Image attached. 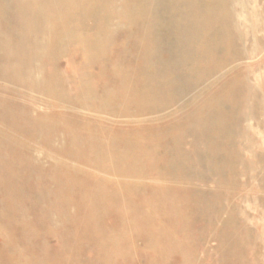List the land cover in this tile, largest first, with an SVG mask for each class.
I'll return each instance as SVG.
<instances>
[{"label":"rangeland","instance_id":"rangeland-1","mask_svg":"<svg viewBox=\"0 0 264 264\" xmlns=\"http://www.w3.org/2000/svg\"><path fill=\"white\" fill-rule=\"evenodd\" d=\"M4 1H6L7 4H5V2H3L2 0H0V2H1L0 3V20H1L0 22H2V24L0 23V30H2V31H0V48L3 51L2 52L0 50V57L2 56L0 58V66L2 67V69L0 68V72H1L0 73V75H1L0 76V79L2 80V81L0 80V109L2 108V110H0V112H1L0 113L1 114L0 116H2V114H5V115H3L4 117L3 116L0 117L1 119H3V120L0 119V124H2V125H0V132H2V130H4L5 132L9 131V133H13L16 136V138L20 141L22 147L15 149V145L9 139H6V138L0 139V148H1L0 149V151H1L0 152V157H1L0 158L1 159V161H0V166L1 167L0 168L2 169V171L0 169V202H1L0 205L2 204L4 207H6L5 205H7L6 209L2 205L0 206V218H1V221L0 222H1V224L4 225V223H5L4 221H6V220L8 221V222L6 221V223H5V225L7 224L6 226L5 225L2 226L0 224V231H4L2 233L0 232V248H2V249H0V264L1 263L2 264H8V262H9V264H94L95 262H96L95 264H98V263L99 264H101V263L102 264H108L109 262H110L109 264H147L148 261H151V259H150L151 257H149L144 251H142L143 250V246H144V242L141 239V236H143V233L145 234L146 227H144L143 225L138 226L143 231V232L140 231V233H139V230L132 231V221L134 220V216L133 215L136 212V210H138L137 208H140V205H141L140 202L139 203H134L132 201V197L134 198V197H137L138 196L139 198H141V196H143L145 194H146L145 195L146 197L150 196V193H149V191L147 189L146 190H144V189L143 190H139L137 192L136 190H133L132 188H130L127 191H123L126 195L129 194L127 196L130 199L129 200L122 191H116L115 192V190H114V192L113 191L111 192V190H108V189L103 188V187H97L98 188V189L96 188L97 190L94 187H92V188L89 189L90 182H88V180L86 179L85 176L81 178L82 175L76 174L74 172L69 173L70 171H68V175H67V171L66 170H63V169H61V167H59L61 169L60 170L58 167H56L58 164L61 163L60 161H62L61 164L64 165V166H67L68 167L70 165L69 162H67L65 159H63V158H66L69 153L80 154V153L86 152V150H87L88 147L89 148H93L94 150L96 149V147L99 148L97 145H99L101 143H92V144L90 143L91 145L88 143V141H89L90 138H89V136L86 135L87 136L86 137L84 135V133H86V131H87L88 134H90V135L101 136V137H99V139H101L100 141H102V140L103 141H107V140L109 141L111 139L110 142H113L112 140H114L115 143H113L112 145L116 144V141H119V142L121 141V143H124V144H121L120 143L121 146L123 145L121 147V149L119 147L115 149L112 146V148L115 149L114 150L115 151V154L112 155L113 156V159H116V160H120L121 159L122 160L125 157L123 160H126V159H128V157H126L128 155L130 157L129 160L133 159V161H134L136 159L138 162L136 163L135 162L136 160L134 162L137 165L140 164L139 167L137 166L138 168L136 167L137 169L135 168L133 172H136V173L139 172L140 174H142V173L143 174H148V172H149L148 169H147L148 168V165H146L148 163H146V161H142L147 156V154L145 153L146 152V149H145L146 148V145L143 146L144 144H142L141 143V140H140L142 138H141L140 135H138L139 130H141V128L143 129V128H146V127L137 126V124H135V123H131V124H128V125H122L123 123L114 124V122H108L109 121L108 119L103 124L96 123V122L95 123H92L93 121H90L89 125H86L87 127L84 125L85 123H87L85 121H88L87 118L84 117L85 115H89V114H87V112H89V111L90 112H94L95 111L94 109H91V108H95L96 109V111L94 113H96V112L99 113L101 111V113L104 112L106 114V113H109V112L111 113V111L116 112L118 107L121 108L122 105L125 104V101H123V104H122L121 100L119 101V100H116L115 98H113V99L110 100V98H112V97L110 96L111 95L110 93L107 94L108 93V89H109V92H111L112 94H115V93L118 94L119 92L120 93H123L124 90H125L124 93H126V92L130 91L131 89L133 90V89L139 88L144 83H145V90L148 91V92H151V91H157V92H159L160 99H159V96H156L153 99V101H151V99L146 101V99H143V98H142L143 100L141 98H137L138 101L137 100L130 101L131 104L129 103V105L131 107L127 103H126V106L127 107H130V109L132 110V112H136L137 111L136 107H134V106H136L138 104H136L135 102L136 101L137 102H140V99H141L142 102H140V103L143 104V105H146L149 102L148 106H150L152 108H155L157 110H159V109L160 110L161 109L164 110L163 113H161V114L166 113V114L174 115L175 117H177L179 115V117H177L178 120H180V119H183V120H181L182 122L179 121L178 123H176V126L177 127H180L181 128L183 126L182 123H186V122L189 123V124H191L190 128L192 127V129L190 130V128H188V127L184 128L185 126H183V130L185 131V133H184L185 135L182 136V137H180V138H178V139H174V141L170 139L169 140L170 143L168 142V144H170L171 146H172V143H175L177 145L180 144L179 147H178V149L179 150H182L184 152V154H185L184 157L185 158L184 157H180V155L176 157L177 154H172V155H169L168 156L169 158L171 157L169 160H170V162H173V161L178 162L177 160H180L179 162L182 161V163L180 164L179 169H180V172H182L181 174H182L183 179L185 180V182H189V184H191L192 189L195 190V195H196L195 197L197 198V200H199V201L200 200H203V201H200L199 205H197V206H199V208H197V206L194 207V208H190L189 207V209H184L185 211L183 210V213H182L183 214V216H182L183 217V219H182L183 221L184 220L187 221L191 217V220L193 219L195 221V223H196V225L194 226V228H192L193 229V232H194L193 233L194 235L191 238L192 239L194 238V239L193 240L191 239V241H190L189 249L186 251L189 254L187 256L188 257L190 256V258L193 259V260L195 259L194 262H193V264H199V263L200 264H202V263H204V264H212V259H213V264H239V262H240V264H244V263L245 264H249V263L250 264H264V184H263V182H264V173H263L264 172V165H262V164H264V157H263L264 156V117H263L264 116V107H263V105H264V84H263L264 83V17H263L264 16V0H232V1L231 0H224V1L223 0H198V1L197 0H186L185 3H184L185 0H135L136 3L134 2V0H131L130 3H129V0L128 1L126 0V1H124L125 2L124 4L122 3L123 0H102V1L101 0H99V1L98 0L97 1L96 0H91L90 1V2H92L91 4H90L89 0H86V1L85 0H83V1L74 0L73 2L71 0L72 3L70 2V0H66L65 2H64V0H57V1L56 0H48V1H45V0L42 1L41 0L42 2H40L39 0H36V1L35 0H25V2H24V0H21V1L20 0H17V2H15L16 0H12L13 2L12 1L11 2H8L10 0H4ZM76 1H78V4L79 5L77 4ZM108 1H110V3L112 5ZM172 1H174V2H172ZM190 1H191V3H190ZM218 1H219V4H218ZM93 2H98V3H93ZM126 2H128V3L126 4ZM132 2H133V4H132ZM187 2H189V5H188ZM53 3H54V6H53ZM73 3L76 6V8L73 5ZM85 3H87V6L88 7L86 6ZM118 3H119V5H118ZM177 3H179V4H177ZM26 4H27V6H26ZM41 4L42 5L44 4V5L43 6H40ZM49 4L50 5L52 4L51 5L52 6V10H51V7H49ZM80 4L82 6H80ZM83 4L86 6V8H84V9L82 8V7H85ZM103 4L107 7V9L104 7ZM122 4H123V6H122ZM18 5H19V7H18ZM45 5H47V7H49L50 9L48 10L47 7H46L47 9L44 8ZM72 5H73L74 8H72ZM1 6H2V8H1ZM4 6L6 7V9L4 8ZM92 6L94 8H92ZM96 6H97V8H96ZM99 6H101V8ZM9 7L13 8V9H11ZM17 7L19 8V11L17 10L18 9ZM29 7L30 8H33V10L30 9V12L29 11L27 12V10H29ZM40 7L44 11L41 10ZM112 7H114V10H112ZM178 7L180 9L182 7V9L180 10ZM90 8H92V9H90ZM134 8L135 9L137 8V10H134ZM200 8H203L204 11L202 9H200ZM213 8H214V10L216 9V11H213ZM8 9L9 10L11 9V10L9 11ZM77 9L78 10L80 9L79 13H76L77 12ZM93 9H94V11H93ZM98 9H100V10L98 11ZM108 9H110V10H108ZM6 10H7L8 14H6L7 13V12H5ZM12 10H14V11L12 12ZM83 10L86 11L87 13H88V11H89V13L91 12V17L92 18L90 17V14H87L86 13V15H85V12H83ZM103 10H105V12ZM122 10L124 11L125 15L127 14V16H125L123 14V11ZM178 10H180V11H178ZM186 10H188V11H186ZM15 11H18V12H15ZM22 11H23V13H22ZM63 11H64V13H63ZM67 11L69 12V14H68ZM74 11H76V12H74ZM92 11L93 12L96 11V12L93 14ZM19 12L21 13V15H20ZM42 12H44V13H42ZM45 12H47V13H45ZM80 12H82L83 15ZM111 12L114 13V17H112L113 16V13H111ZM130 12H132V13H130ZM176 12L178 14L181 12L182 14L180 13L178 15ZM213 12L215 14H213ZM11 13H13V14H11ZM25 13H27L28 15L25 14ZM40 13L42 14V16L44 14V16L42 17ZM173 13L176 14V15H173ZM10 14L13 17H16V19H18V20H16L15 18H13V21H11L12 18L10 20V17H12V16ZM23 14H25V15H23ZM48 14H50L49 15L50 17H48ZM74 14H76V17L75 16H71V15H74ZM110 14H112V15H110ZM133 14L134 15L136 14V15L134 16ZM78 15H81V17L78 16ZM108 15L111 16V19H109L110 16H108ZM128 15L129 16L131 15V16L129 17ZM189 15H190V17H189ZM191 15H193L194 18L191 17ZM198 15H199V17H198ZM34 16H36L35 18L38 19V20L36 19L37 21L35 20ZM179 16H180V19H178ZM217 16H218V18L221 17L222 19L221 18H219V19L216 18ZM24 17H27L28 19H26ZM29 17L30 18L33 17L37 24L35 23V21L33 20V18H31L29 20ZM62 17H64V18H62ZM181 17H184V18H181ZM80 18H83V19H80ZM107 18L109 20H111V21H109ZM134 18H135L136 21L134 20ZM186 18H190V19L192 18V19L190 20V19H186ZM25 19H26L27 22L25 21ZM63 19H64V21H63ZM88 19H89V21H88ZM148 19H149V21H148ZM202 19H208V21H210V23L212 25V29H214V30L211 29V32L209 34V37L211 39L209 38V42H208L207 45H205L204 42H203L205 28L202 26L203 23L206 22V21L200 22V20H202ZM19 20H20V22H19ZM42 20H43V24H42ZM92 20H93V22H92ZM117 20H119V21H117ZM223 20H225V21H223ZM15 21H16V23H15ZM28 21L30 22L29 25H27L28 24ZM81 21H84L83 24H82ZM107 21H108V23H107ZM13 22H14V25L12 24ZM64 22L66 23L65 26L63 24ZM74 22L77 23L79 25V27H78V25H75V29L73 30L72 27H74L73 26L75 24ZM174 22H176V23H174ZM179 22H183V24L181 23V25H179ZM213 22L215 24H213ZM10 23L12 25V26H10L11 27V30H10V27H9ZM18 23H19V25L21 24L20 27L22 26L21 27L22 29H24V26L26 25L25 26V29L23 31L18 26ZM44 23L47 24V25H45ZM187 23H188V26H187ZM197 23H199V27L198 26H195V25H197ZM216 23L218 25H216ZM38 24L39 25L41 24L42 26L40 25L41 26L40 27ZM103 24L104 25L106 24V26H104ZM137 24H138V26H137ZM219 24H221V25H219ZM48 25L50 27H52V28H50ZM182 25L184 27H182ZM14 26H16V27H14ZM32 26H36L37 28L34 27V29H33ZM66 26H68V27H66ZM102 26H104V27H102ZM174 26L176 27V29H175ZM216 26H218V27H216ZM6 27L9 28V31L7 30ZM17 27H18V29L16 30L15 28H17ZM57 27H59L61 30L59 28H57ZM186 27H188V29H191V30H188ZM178 28H180V29H178ZM12 29L15 30L16 32L13 31L15 33H11L12 35H10V31L12 32ZM41 29L43 31H41ZM57 29H59L62 32H60ZM80 29H81V31H80ZM133 29H134L135 32L133 31ZM75 30L77 32L78 31L79 32L78 33L77 32H74ZM103 30L106 31V33ZM113 30H115V31H113ZM179 30H180V32H178ZM28 31H31V32H28ZM33 31H35V33ZM150 31H151V33H150ZM186 31H187V33H185ZM42 32H44V33H42ZM63 32L66 33L67 35H65ZM91 32H93V34ZM103 32H104L105 35L103 34ZM139 32L142 35H140ZM215 32H216V34H215ZM230 32H231V34H230ZM39 33H41V34H39ZM53 33L56 34V35H54ZM74 33H76L78 35H76ZM96 33H97V35H96ZM107 33H108V35H107ZM136 33H138L140 37H138V34H136ZM193 33L196 34V35L194 36ZM242 33H243V35L240 36ZM6 34H9V36L6 35ZM31 34H32V36H31ZM86 34H88V35H86ZM41 35H43V36H41ZM70 35L72 36L71 38H70ZM99 35L101 36V38L98 37ZM223 35H225V37H223ZM229 35H230V37H227ZM11 36L14 39L11 38ZM65 36H68V37L67 38H64ZM75 36L77 38H75ZM17 37H19L21 40L19 38H17ZM39 37H40V39H39ZM221 37H222V39H221ZM73 38H74V40H73ZM139 38H141L142 40L141 39L138 40ZM171 38H173V39H171ZM213 38H215V39L213 40ZM10 39H12L13 41H15V43H18V44H16V45L13 44L14 42L12 41L13 42L12 43ZM56 39H58V40H56ZM82 39H83V41H82ZM223 39H224V41L222 42ZM184 40H185V42H184ZM226 40L228 41V43H227ZM84 41L89 42V43H85ZM97 41L99 42V44L97 43ZM214 41H216V44H215ZM241 41H242V44H241ZM30 42H32L31 43L32 45L30 44ZM180 42H182V43H180ZM59 43H61V44L63 43V45L65 47L63 45H60ZM211 43H213V44H211ZM9 44H10V46H9ZM44 44H45V46H44ZM54 44H56V45L54 46ZM87 44H88V46H87ZM92 44H94V45H92ZM145 44H146V46H145ZM149 44H151V48L147 47V45H149ZM17 45L19 46V48L21 46V50H24L25 51V52L24 51H20L19 54H21V52H22L23 55L22 54L21 55L15 54V53H18L19 52V51H17V50H19V48H18ZM46 45H48L47 48H46ZM59 45H60V47H59ZM104 45L109 46V47H106ZM179 45H180V47H179ZM197 45H199V46L197 47ZM212 45L216 46L217 49H216V47H214ZM31 46H32V48H31ZM56 46L59 47V48H57ZM62 46H63V48H62ZM102 46L104 47L103 50H101V48H100ZM143 46H145V47H143ZM152 46H153V48H152ZM38 47H39V49H38ZM51 47H52V50L51 51L54 53V56H56L57 58H54L53 57V55H52L53 53H51V51H50ZM53 47H54L55 51H54ZM79 47H80V49H79ZM92 47H93V50H95L94 53L92 51ZM146 47H147V49H146ZM202 47H204V48H202ZM64 48H66V49H64ZM128 48L131 49V50H129ZM139 48H140V50H139ZM232 48H233V51H232ZM82 49H84L85 51L82 50ZM98 49L100 50V52H99ZM143 49H144V51H143ZM207 49H208V51H206ZM64 50H66V51L64 52ZM209 50H211V51H209ZM5 51H6V53H5ZM101 51H103V52H101ZM131 51H132V53H131ZM135 51H136L137 54L135 53ZM201 51H202V53L204 55L201 53ZM228 51H229V53H228ZM23 52L25 54L27 53V55H25ZM95 52H96V54H95ZM82 53H84V54H82ZM90 53L92 55L93 54H95V55L92 56V55H90ZM138 53H140L142 55V57ZM157 53H158V55H157ZM210 53L211 54L213 53V54L211 55ZM32 54H34L36 56H34ZM47 54H49V56ZM69 54H71V55H69ZM125 54H127V55H125ZM227 54H228L229 57L228 56H225ZM101 55H103V56H101ZM137 55H138V57H137ZM21 56L22 57L25 56V57H23V59H21L22 58ZM60 56H61V58H60ZM109 56H110V58H109ZM127 56H128V58H126ZM144 56L146 58L147 57L148 58L146 59ZM223 56L226 58L225 61H224V57ZM49 57H53L54 59L53 58H49ZM123 57H124V59H123ZM182 57H184V58H182ZM195 57H197V58H195ZM211 57H212V59H210ZM5 58H6V60H5ZM93 58H95V59H93ZM88 59H93L95 61L88 60ZM113 59H115V60H113ZM233 59H235L236 61L233 60ZM13 60H15L16 62L13 61ZM18 60H20L21 62L23 61V63L26 66L23 63H21L20 61H18ZM33 60H34V62H33ZM47 60H48V62H47ZM55 60H56V62L57 61L58 62L55 63L54 62ZM140 60H142L143 62L141 63ZM3 61H4V63H3ZM9 61H10V63H12V61H13V63H12L13 65H10L9 64ZM25 61H27V62H25ZM89 61H92V62L90 63ZM122 61L123 62L126 61V62L123 63ZM127 61H129L130 63L127 62ZM134 61H135V63H134ZM180 61H182V62L180 63ZM119 62H120V64H119ZM137 62H138V64H137ZM211 62L213 63V66L211 65L212 64ZM6 63H7V65H6ZM16 63H18L17 64L18 65L17 67H16ZM20 63H21V65L23 67L20 65ZM41 63L43 64V69L41 67V65H42ZM88 63H90L92 65H90ZM126 63H128L129 66ZM223 63L225 64L224 66H223ZM117 64H119V65H117ZM135 64H136V66L141 71L139 70V72H138L137 71L138 68L136 66L134 68V65ZM218 64H220V66ZM52 65L55 66V67H53ZM100 65L102 66V68H101ZM120 65H121V67H122L121 69L123 71L120 70ZM140 65H141V67H140ZM4 66H6L7 68L4 67ZM30 66L32 67L33 70L31 69ZM44 66H46L45 69H44ZM88 66L90 68H88ZM115 66H118V68L115 67ZM214 66H216V67H214ZM217 66H219V68ZM111 67H112V69H111ZM208 67H210V68H208ZM213 67L216 68V69L213 70ZM223 67L225 69H223ZM241 67H243V68H241ZM19 68H21V69H19ZM22 68H23L24 71L22 70ZM55 68H57V69H55ZM143 68H145V69L143 70ZM159 68H161L162 70H160ZM124 69L127 72H125ZM202 69L204 70V73L202 72ZM145 70H147V71H145ZM180 70H183V72L180 71ZM112 71L115 74L112 73ZM20 72L22 74H20ZM42 72L44 74H42ZM151 72H153V73H151ZM154 72H155V75L153 76ZM5 73L6 74L8 73V74L6 75ZM51 73H52V75H51ZM53 73H55V74L57 73V74L54 75ZM119 73L121 75H119ZM132 73H135V75L132 74ZM222 73H224V74H222ZM19 74H20L21 77H19ZM23 74L25 76H27V77H25ZM39 74H41V75H39ZM17 75H18V77H17ZM129 75H131L130 76V79H128L129 78ZM184 75H186V76H184ZM230 75H232V76H230ZM11 76L13 77L14 80L11 79L12 78ZM123 76H126L128 78H125L124 77V79H122ZM201 76H203L204 78L201 77ZM50 77H52L53 80L55 78V80H57L56 82H58V83H56L52 79H49ZM113 77H114V79H116L115 81L112 79ZM138 77H140V78H138ZM215 77H217V78H215ZM227 77H229V78H227ZM20 78H21V80H20ZM22 78H23V80H22ZM38 78H39V80H38ZM59 78H61L62 80L59 79ZM72 78H74L75 80L72 79ZM118 78H120L122 80L120 81V79H118ZM161 79H162L163 83L161 82ZM226 79L227 80L229 79V80L227 81ZM49 80H51V82H48ZM184 80H185V82H184ZM212 80H213V82H211ZM5 81H6V83H4ZM38 81H40V82L38 83ZM60 81L63 82V83H60ZM128 81H130L131 84L128 83ZM175 81H176V83H175ZM188 82L189 83L192 82V83L189 84ZM17 83H18V86L19 87L16 86ZM49 83H51V84H49ZM53 83H55V84L53 85ZM124 83L127 84V85H125ZM45 84H47V86ZM57 84L59 85V87L56 86ZM113 85L115 87H113ZM38 86H40V87H38ZM41 86H44V87L42 88ZM55 86H56V88H55ZM46 87L48 89L49 88L50 89L47 90ZM94 87H95V89H94ZM36 88H37V90H36ZM51 88H52V90H51ZM227 88H229L228 91H230L228 93L227 97L225 99L221 100V101L216 102L215 106H213V107H211V108H209L207 110V117L208 118L205 116V118H203L204 120L203 119L201 120V122L203 121L202 123L201 122H198L199 120L197 121V123L194 122L196 124H194V123L192 124V122H188V121L193 120L195 117H197L195 119V120H197L200 117V114L201 113L202 114L205 113V102H206V99H207V103L210 102L211 99L217 97L218 94L219 95L222 94L224 92V90L227 89ZM42 89L43 90L45 89V90L43 91ZM60 89H62L63 91L60 90ZM56 90L57 91L60 90L59 92L62 93V95L63 94L64 95L62 96ZM184 90H185V92H184ZM188 90H190V91H188ZM106 91H107V93H105ZM76 92H77V95H76ZM84 92H86V93H84ZM44 93L47 94L46 95L47 97H45V94ZM52 93H55V94H52ZM87 93H89V95H87ZM92 93H94L95 95H92ZM31 94H32V96H31ZM65 95H67V96H65ZM106 95H109V96L105 97ZM181 95H182V97H181ZM252 95H253V97L254 96L255 97L253 98ZM49 96H50V98H49ZM60 96H62V97H60ZM81 96H82L83 99H81ZM97 96H98V98H97ZM54 97H56L57 100ZM91 97L92 98L94 97V98L92 99ZM102 97H104V98L102 99ZM108 97H110V98H108ZM51 98H53V99H51ZM63 98L65 100H63V102H62L61 99H63ZM187 98H188V100H187ZM66 99H69L70 101H72V103L70 101H68V100H67L68 101L67 102ZM96 99H98V100H96ZM75 100H77L78 102L75 101ZM100 100L101 101L104 100V101L101 102ZM91 101H92V103H91ZM109 101H112L113 103L115 102L114 103L115 105L112 104V102H109ZM202 101H204V103ZM132 102H133V104H132ZM67 103H69V104H67ZM180 103H181V105H180ZM201 103H202V105H201ZM11 104H12V106H11ZM76 104H77V107H76ZM92 104H94V105L92 106ZM107 104H109L110 106H108ZM153 104H155V105H153ZM79 105H81V106H79ZM103 105H105V106H103ZM112 105H113V107H112ZM83 106L84 107L86 106V107L84 108ZM196 106H197V108H196ZM7 107H9V108H7ZM51 107H52V109H51ZM101 107H105V108H102L101 109ZM108 107H109V109H108ZM163 107H166V108H163ZM13 108H14V110H13ZM106 108L108 109V111L106 110ZM114 108H115L116 111L114 110ZM176 108H178V109H176ZM215 108H216V110H215ZM9 109H11V110H9ZM22 109H23V111H22ZM47 109H49V110H47ZM219 109H220V111H219ZM8 111H10V113H8ZM43 112H46V113H43ZM25 113H26V115H25ZM64 113H66V114H64ZM72 113H74V114H72ZM246 113H248V115ZM52 114L55 117L51 116ZM69 114H70V116H69ZM77 114L79 116H76ZM40 115H41V117H40ZM43 115L45 117H47V118H45ZM9 116H11V117H9ZM26 116H27L28 119L26 118ZM212 116H213V118H212ZM12 117L15 118V120H12L13 119ZM16 117H19V118H16ZM101 117H104V116H101ZM35 118H37V119H35ZM39 118L41 120H39ZM245 118H246V120H245ZM6 119H8V121ZM54 119H56V121ZM59 119L62 120V121H60ZM20 120H21L22 123L20 122ZM27 120H29V121L26 122ZM46 120H47V123H49V125H47ZM207 120H209V122ZM42 121H43V123H42ZM51 121H53L54 123L51 122ZM71 121H72V123H71ZM204 121L206 123H204ZM222 121H223V123L221 124ZM227 121L229 122V124H228ZM12 122H13V124L16 127H14V125L12 124ZM16 122H17V124H15ZM207 122H208V125H207ZM6 123H8V126H7ZM29 123H31L32 125L29 124ZM33 123H38V125H36V124L34 125ZM51 123L52 124H55V125L53 126ZM64 123L66 125H64ZM209 123H211V124H209ZM22 124H24L25 126L22 125ZM42 124H44V126ZM17 125H19V126H17ZM68 125L70 126L69 128H68ZM72 125L73 126H76V127L74 128ZM97 125H98V127H97ZM156 125L157 124H155V125H148V124H146L145 126H148V127H151V128L152 127L153 128L160 127V126H158V125L156 126ZM200 125H201V129L202 130H198V133H195L197 131L196 130H193V129H195V128L196 129H200ZM209 126H210V128H209ZM214 126H215V128H214ZM6 127H8V128L6 129ZM18 127H19V131H17L18 130ZM24 127H25V129H27L26 130L27 132H25ZM28 127H30V130L28 129ZM33 127H34L35 130L33 129ZM205 127H207V128H205ZM247 127H249V128H247ZM15 128H17V129H15ZM37 128H38V130H37ZM45 128L48 129V130H46ZM21 129H24V130L22 131ZM39 129L42 131L41 132L42 135H40ZM55 129L58 130V131H56ZM68 129H70V131ZM72 129L75 131V133L76 132L77 133L76 134L73 133L74 131ZM85 129H87V130H85ZM89 129H91L92 131L89 130ZM222 129H223V133L224 134H221L220 133V131L222 132ZM98 130H99V133H98ZM110 130H111V132L109 133ZM216 130H218V132ZM46 131H47L48 134L46 133ZM49 131H50V134H49ZM100 131H101V133H100ZM121 131H122V133H121ZM127 131H131L132 134L134 132V135L132 137H131V135L129 136L127 134ZM156 131H158V130H156ZM29 132H31V133H29ZM57 132L60 133V134H58ZM91 132H93V133H91ZM105 132H106V134H105ZM189 132H192L193 135L194 134H196V135H194L191 138V136L188 135ZM210 132H211V135H210ZM243 132H245V133H243ZM33 134H34V136H33ZM199 134H201V135L203 134L202 136H204L203 137L204 139ZM35 135H36V137H35ZM117 135H118V138H120V136L123 137V135H125L124 136L125 138L118 139L117 138ZM136 135L139 136L140 138L139 137H136ZM157 135L158 134H155L153 136H157ZM186 135H187V137H186ZM197 135H199L198 138H197ZM47 136H50V137L47 138ZM108 136H109V138H107ZM113 136L115 137L114 139H113ZM158 136H163V135H158ZM31 137H33V138H31ZM68 137H70V138H68ZM110 137H112V138H110ZM195 137H196V140H194ZM73 138L75 139V141H74ZM76 138H78V139H76ZM105 138H107V139H105ZM133 138H134V140H133ZM199 138H201V140L198 142L197 139H199ZM58 139L60 140V142L58 141ZM136 139H137V141H136ZM162 139H164V138H162ZM245 139H246V141H245ZM41 140L42 141L44 140V142L46 140V142L44 143ZM178 140L182 143L183 146H181V143L178 142ZM190 140H192L190 142L191 144H188ZM205 140H207V141H205ZM220 140H222V142ZM72 141H73L74 144L72 143ZM195 141L197 143H199V144L196 143V145H195V143H194ZM53 142H54V144H53ZM239 142H240V144H239ZM68 143H69V145H68ZM131 143L133 145H131ZM183 143H185V144H183ZM210 143L212 145L213 144L214 145L213 146H209ZM8 144H9V146H8ZM57 144H58V146H57ZM126 144H128V145H126ZM32 145L34 147H37L38 148L39 154H37L36 152L30 153V151L28 149H29V147H32ZM95 145H96V147H95ZM104 145H106V144H104ZM138 145H140V147ZM186 145H187V149H186ZM250 145H252V147ZM80 146H82V147L80 148ZM128 146L131 147V148L133 147L132 148L133 152H132V150H130V148H128ZM180 146L183 147V148H181ZM199 146H200V148H199ZM215 146H217V147H215ZM4 147H5V149L3 151V148ZM204 147L207 148V150L208 149H210V150L209 151H206L204 149ZM50 149H55V151H56V149H57V151H59V150L60 151L61 150H64V151L67 150L66 151L67 153L65 155H61L62 154L61 153L60 154L61 156H59V158H58V157L52 156L51 153L49 154L48 151H50ZM73 149H74V151H72ZM5 150H7V152ZM18 150L21 153H19ZM123 150L124 151L126 150L128 153L127 152H123ZM218 150L221 151L222 153L219 152ZM227 150H229V151L227 152ZM46 152H47V155H45ZM97 152L99 153V150H97ZM136 152H138V153H136ZM134 153L136 155L139 154L138 155L139 157L142 156V157H145V158H142V157L139 158ZM1 154H4L5 156L4 155L1 156ZM15 154L18 155V156H16ZM205 154H206V156H205ZM212 154H213V156H211ZM230 154L233 157V158L231 157V161H230V159L228 157V156H230ZM143 155H145V156H143ZM189 155H192L193 157L192 156H189ZM223 155L225 156V158L223 157ZM31 156H33L31 158L32 160H30V158H29ZM114 156L115 157L117 156V157L115 158ZM162 156L163 157L165 156L164 151H162V153H160V155H157V157H162ZM13 157H15V158H13ZM17 157L19 159H21V163L23 164V167L21 166L20 160L19 159H18V161L16 160ZM24 157H25V160H24ZM187 157H189L191 160L189 158H187ZM206 157L208 159H205ZM68 158H70V157H68ZM95 158L98 160L97 157H94V159ZM99 158H100V156H99ZM221 158H223V159L221 160ZM237 158H238V161H237ZM3 159H4V161H3ZM6 159L8 161H10V160L11 161L10 162H7V161H5ZM22 159H23V161H22ZM233 160H234V162H233ZM48 161H49V163H48ZM212 161H214V163ZM215 161L218 162V163L220 162V168H219V166H217L218 163H216ZM222 161H224L225 166H221V165L224 164ZM225 161L227 162V164H226ZM1 162H3V163H1ZM4 162H6V164ZM16 162H17V164H16ZM187 162L189 163V165H188ZM200 162H202L203 164H201ZM250 162H252L253 165ZM259 162L262 163V164L260 165ZM25 163H26V165H25ZM12 164H14V165H12ZM32 164H33V166H32ZM43 164H45V165H43ZM141 164H143V165H141ZM243 164H245V167L248 164V167H246V169H245V167H244ZM5 166H6V168H2V167H5ZM31 166L34 167V168H32ZM141 166H143V169H140V168H142ZM227 166H228V168H231V169H228ZM237 166H238V168H237ZM21 167L22 168H25V169L22 170ZM45 167H46V169H45ZM145 167H146V169H144ZM9 168H11V169H9ZM12 168L13 169L16 168L17 171L16 170H14V171L17 172V173H15L12 170ZM212 168H213V170H212ZM232 168H233V171H232ZM28 169H30V170L28 171ZM10 170L13 171V173ZM46 170L49 171V172H47ZM137 170H139V171L137 172ZM214 170H215V172L217 171V174L219 176L216 175V177H215L214 175L212 176L210 174V173L215 174ZM219 170L221 171V172H219L220 174L218 173ZM50 171H51V174H48V173H50ZM198 171H199V173H198ZM245 171L247 173H245ZM1 172H2L3 175L5 173L6 176L4 175V177H3V175L1 174ZM45 172H47V173H45ZM235 172H238L239 173V174L236 173L238 176L235 174ZM30 173H32V176H34V177H31V174ZM54 173H56V175ZM29 174H30V177H28ZM52 174H54L55 176H53ZM23 175H25V177ZM42 175H43V177L41 178L40 176H42ZM79 175H80V177H79ZM209 175L211 177H213V178H211ZM73 176H75V179H74ZM227 176H229L230 178L227 177ZM51 177L53 178V180L55 178L57 180L55 179L53 181L52 179H50ZM232 177H234L233 180H232ZM235 177H236V179H235ZM3 178H5V179H3ZM32 178H33L34 181L32 180ZM59 178H60L61 181L59 180ZM187 178H188V180H187ZM197 178H199V179H197ZM214 178H216V179H214ZM220 178H222V179H220ZM27 179H29V182H28ZM7 180H8V182H7ZM69 180H71V181H69ZM72 180H74L75 182L73 183ZM213 180H214V182H210V181H213ZM1 181L2 182H5V183H2ZM52 181H53V183H52ZM21 182H23V183H21ZM24 182L26 183L27 186H25V183ZM228 182H229V184H227ZM7 183H8V185H7ZM54 183H56L57 185L54 184ZM78 183H81L82 186L80 185L81 187H79ZM144 183H145L144 185H147L146 182H144ZM213 183H215V184H213ZM20 184H21V186H20ZM37 184H40V185L37 186ZM41 184H42V186H41ZM43 184H44V187H43ZM69 184H71V185H69ZM139 184H143V183L140 182ZM216 184H217V187L218 188L215 187ZM224 184H227V185L225 186ZM72 185L76 186V189ZM228 185L230 186V189H229V186ZM23 186H24L25 189L23 188ZM50 186H52V187H50ZM60 186H61V190H63V193L60 190ZM201 186H202L203 189L201 188ZM223 186H225V188ZM35 187H36V191H35ZM49 187H50V189H48ZM21 188H22V190H21ZM67 188H69V189L67 190ZM102 188H103V190H102ZM208 188L211 190V192H210V190ZM65 189H66V191H65ZM74 189L75 190L78 189V191H75ZM23 190H25V191H23ZM104 190L106 191V193H105ZM212 190H214V191H212ZM224 190H226V191H224ZM73 191H74V193L76 195L73 193ZM98 191L100 193L97 194ZM134 191H136V192H134ZM205 191H207V192H205ZM219 191H221V192H219ZM60 192H61V194L64 197L60 194ZM86 192H88V193H86ZM117 192L119 193V195H118ZM2 193L4 195L5 194H8V195H5V197H4V195ZM64 193H65V195H64ZM34 194H35V197L33 199ZM68 194L70 196H68ZM71 194H73V195H71ZM26 195H28V198H27ZM29 195H31V196H29ZM92 195H94V196H92ZM112 195H114V196H112ZM212 195H213V198L211 197ZM214 195H216V196H214ZM230 195L232 196V198L230 197ZM9 196H11V198L10 199H7V198H9ZM14 196H15V198H13ZM50 196H52V198ZM73 196H75V197H73ZM98 196H100V197H98ZM219 196L220 197L221 196L222 197H225L226 196L225 197V200H224V198H222V197L220 198ZM117 197H119L120 199L119 198L117 199ZM204 197L206 198V200L204 199ZM78 198H79V201H78ZM82 198H84L88 202L83 201L84 199L82 200ZM96 198H98L99 200L98 199L96 200ZM100 198H101V201H100ZM143 198H144V196H143ZM20 199H21V201H20ZM45 199H47V200H45ZM55 199H56V201H55ZM89 200H90V202H89ZM94 200L96 201V203H97V201L99 202L98 205L101 203L103 206L102 205L97 206V204L95 203ZM104 201L105 202L108 201L106 203V205H105V202ZM125 201H128V202H125ZM21 202H22V204H20ZM37 202H38V205H36ZM232 202L234 204H232ZM124 203H125V205H124ZM203 203H204V205H203ZM54 204H56V205H54ZM66 204H67V206H66ZM130 204L132 205V207H131ZM137 204H138V206H137ZM206 204H207V207H206ZM210 204L212 206V209H211ZM215 204L217 205V207H216ZM17 205H19V206H17ZM29 206H32V208L29 207ZM64 206H66V207H64ZM68 206L70 208H68ZM94 206H96V207H94ZM204 206H205V208H204ZM229 206H230V208H229ZM14 207H16V208H14ZM27 207H29V208H27ZM47 207H48L49 210L47 209ZM90 207H91V209H90ZM99 207H100V209H99ZM1 208H2V210H1ZM17 208L20 209V211L19 210L17 211ZM134 208H135V211H134ZM8 209H11V210L13 209L12 210L13 212L11 210H8ZM44 209L48 211V212L46 211V214H45V210ZM84 209H85V211H84ZM31 210L32 211H36L38 213V215L36 213H33ZM67 210H68V212H67ZM75 210L78 211V212L76 213ZM104 210H106V212ZM120 210L123 211L124 213H126V216H127L126 218H122L119 215V211ZM187 210H188V212H187ZM14 211H17V212H14ZM2 212H3V214H2ZM92 212H93V214H92ZM10 213H11V215H14V214L17 213L18 214V218L16 217V219H15V216H17V215L10 216L9 215ZM23 213L25 215L24 217H23ZM59 213H60V216H59ZM67 213L69 215V218L67 217ZM180 213H181V211L178 212V214H180ZM186 213L188 214V216H187ZM43 214H44V216H43ZM47 214L49 216L46 217L45 215H47ZM215 214H217V215H215ZM7 215H9V216H7ZM72 215L75 216V217H73ZM89 215L90 216L93 215L95 218L93 216L90 217ZM102 215H103V220L104 221H102ZM38 216H39V218H38ZM10 217L14 218V220L12 221V219ZM41 217H43L44 219L41 218ZM56 217H58V218H56ZM96 217H99V218H96ZM233 217H234V219H233ZM61 218L64 219V221ZM77 218H79V219L76 220V222H75L74 220L77 219ZM100 218H101V220H100ZM180 218H181V214L177 217V220L179 219L178 220V223L181 221ZM21 220H22V222H20ZM90 220L93 221V222H91ZM94 220L99 223L98 226H97L98 223H95ZM199 220H203V221L200 222ZM215 220L218 221V222H216ZM220 220H222V221H220ZM10 221L12 223H10ZM40 221H41V223H39ZM47 221H49L50 223L47 222ZM77 221H78V224L79 225L77 224ZM83 222L86 223V224H84L85 226L82 229V226H83L82 223ZM182 222H180L179 225H181ZM212 222H214V224L215 223L216 224L214 225ZM20 223H23L24 225L23 224H20ZM70 223H73L74 225L71 224V226H70ZM91 223L92 224L95 223V224H93L94 226ZM11 224L13 225V227H12ZM27 224H33V225H30L31 227H28ZM212 224L214 226L220 224V226L218 225V229H217V226H216V229H217L216 230L214 226H213V228H211L212 227ZM44 225H45V227H44ZM243 225L246 228H244ZM87 226H89L90 229H89V227L86 228ZM208 226H211V227H208ZM99 227L101 229H98ZM201 227H203V228H201ZM224 227H225L226 230H224ZM26 228H28V229L31 228V229H29V230L27 229L28 230L27 231ZM39 228H40V230H38ZM60 228H61V230H60ZM94 228L96 229V231H95ZM239 228H242V229H239ZM46 229H47V231H45ZM104 229H106V230H104ZM107 229H108V231H107ZM201 229H203V230H201ZM22 230H23V232H22ZM24 230H26V231H24ZM66 230H67V234L68 233H70V234L73 233L71 235L73 238L70 235L67 236V234H64L66 232ZM82 230H83V232H82ZM91 230L93 232H91ZM97 230L98 231L100 230L101 233L100 232L98 233ZM204 230L207 231V232H205ZM211 230H212V235H210L211 234ZM222 230L224 231V235H225L226 232H228V236H225V239L223 238L224 235L221 234V231ZM18 231H21V232L18 233ZM104 231H106L107 233L104 232ZM109 231H110V233L112 231V233L110 234ZM114 231H118V232L121 231L120 233H122V234H120L118 232L116 233ZM129 231L134 232L133 233V235H134L133 237H134L135 240L133 242H135V255L133 257H130V256L127 257V255H128L127 253L128 252H126L125 250H123L124 248L122 246V244H123V240L121 239L122 238V235H123L124 232H129ZM34 232H35L36 235L34 234ZM43 232H44V234H42ZM24 233L27 236H25ZM37 233L39 234V237L37 236L38 235ZM95 233H98V234H95ZM206 233H208V235ZM215 233H216V235H215ZM239 233H241V234H239ZM33 234L36 236V238H35V236ZM45 234L46 235L48 234V235L46 236ZM82 234L85 235V237ZM198 234H199V236H198ZM117 235H119L121 237H119ZM203 235L204 236L206 235V236L204 237ZM214 235L217 236V238L216 237L214 238ZM226 235H227V233H226ZM230 235H232V236H230ZM241 235H243V236H241ZM88 236H90V237H88ZM218 236H220V237H218ZM212 237H213L214 240L212 239ZM42 238H43L44 241L41 240ZM50 238H52V239H50ZM197 238H198V240H197ZM226 238H228V239H226ZM235 238H238V239H236L237 241L234 240ZM248 238H250L249 241H248ZM90 239H92V240H90ZM218 239H220V240H218ZM239 239H241V240H239ZM252 239H253V241H252ZM87 240H89V241H87ZM105 240L106 241L108 240V241L106 242ZM120 240H121V242H120ZM217 240H218V243H217ZM104 241H105V243H104ZM221 241H222V243H220ZM242 241H244L245 243H243ZM45 242L48 245L49 250L44 249L47 246L45 244ZM235 242L236 243L238 242L237 243V247H236V243ZM248 242H249V244H248ZM19 243H20V245H19ZM21 243H22V245H21ZM107 243H108L109 247L106 246ZM196 243H197V245H196ZM199 243H201V244H199ZM4 244L5 245H8V246H5ZM10 244H12V246ZM26 244H32V246L31 245H26ZM217 244H219V245H217ZM220 244H222V245H220ZM242 244H243V246H242ZM115 245L116 246L118 245L117 246L118 249L115 248L116 247ZM192 245H194L195 248ZM227 245H229L230 247L227 246ZM247 245H248V248H247ZM25 246H27V247H25ZM103 246H104V248H103ZM3 247H4V249H3ZM48 247H46V248H48ZM211 247L212 248L214 247V249L217 252H215L214 249H211ZM232 247H234L233 249H235V250H233ZM120 248H123V249L121 250ZM196 248H197L198 251L196 250ZM99 249H100V251H99ZM105 249H107L106 251H108V252L110 251V253L113 254V255H110V253L108 254V252H105L104 251ZM190 249L192 251L188 252ZM245 249H246L247 252L245 251V253L243 255V252H244ZM251 249H253V250H251ZM231 250H232V252H234V254L233 253H230ZM241 250H243V251H241ZM250 250L253 251V252H251ZM116 251L117 252L119 251V253H117ZM220 251H223V252L220 253ZM225 251L226 252L228 251V252L226 253ZM122 252H124V253L122 254ZM194 252H195V254H194ZM218 252L220 254H217ZM241 252H242V254H241ZM250 252L252 253V255H251ZM104 253H107L108 255L107 254H104ZM16 254H18L17 255L18 257L16 256ZM192 254H193V256H191ZM216 254H217L218 257L216 256ZM236 254H237V256H236ZM5 255H8V256L5 257ZM206 255H208V256H206ZM225 255H226V257H225ZM1 256H2V258H1ZM97 256H99V257H97ZM104 256H106V257H104ZM238 256H239V258H238ZM243 256H245L246 258L243 257ZM93 257H95V258L97 257L98 259L97 260L95 259L96 260L95 261V260H93L94 259ZM108 257H110V258H108ZM193 257H195V258H193ZM208 257H210V258L208 259ZM177 258H178L177 255H173L170 259H168L167 264H173V263H175L176 260H177ZM243 258L246 261L245 260H240V259H243ZM35 259H37L36 260L37 262L35 261ZM112 259H113L114 262L112 261ZM196 259H197V261H196ZM203 259L205 260L204 262H203ZM222 259L225 260V261H223ZM71 260H73V261H71ZM101 260H102V262H101ZM249 261H251V262H249ZM152 262H157V261H152Z\"/></svg>","mask_w":264,"mask_h":264},{"label":"bare ground","instance_id":"bare-ground-1","mask_svg":"<svg viewBox=\"0 0 264 264\" xmlns=\"http://www.w3.org/2000/svg\"><path fill=\"white\" fill-rule=\"evenodd\" d=\"M3 2H5V4H7L6 3V1H4V0H2ZM12 0H10V1H8V2H11ZM21 1V0H20ZM36 1V0H35ZM40 2H42L41 0H39ZM45 1H48V0H45ZM44 1V2H45ZM57 1V0H56ZM66 0H64V2H65ZM74 0H72V2H73ZM79 1H83V0H79ZM86 1V0H85ZM91 0H89V2H90ZM97 1V0H96ZM99 1V0H98ZM102 1V0H101ZM124 1H126V0H123L122 1V3L124 4L125 2ZM128 1V0H127ZM130 1L131 0H129V3H130ZM198 1V0H197ZM224 1V0H223ZM232 1V0H231ZM13 2V1H12ZM15 2H17V0L15 1ZM24 2H25V0H24ZM53 2V1H52ZM70 2H71V0H70ZM71 2V3H72ZM77 2V4H78V1H76ZM109 3H110V1H108ZM134 2H135V0H134ZM172 2H174V1H172ZM186 2V0L184 1V3ZM1 3V2H0ZM46 3V2H45ZM81 3V2H80ZM92 2H90V4H91ZM93 3H98V2H93ZM128 2H126V4H127ZM136 3V2H135ZM168 3V2H167ZM188 3V5H189V2H187ZM190 3H191V1H190ZM193 3V2H192ZM199 3V2H198ZM4 4V5H5ZM31 4V3H30ZM35 4V3H34ZM47 4V3H46ZM69 4V3H68ZM86 4V6H87V3H85ZM89 4V3H88ZM89 4V5H90ZM111 4V3H110ZM123 4H122V6H123ZM132 4H133V2H132ZM177 4H179V3H177ZM183 4V3H182ZM218 4H219V1H218ZM9 5V4H8ZM17 5V4H16ZM44 5V4H43ZM42 4L40 5V6H43ZM52 5V4H51ZM50 4H49V7H51V10H52V6H51ZM73 5H74V3H73ZM73 5H72V8H74L73 7ZM79 5V4H78ZM77 5V6H78ZM84 5V4H83ZM100 5V4H99ZM104 5V4H103ZM107 5V4H106ZM109 5V4H108ZM112 5V4H111ZM116 5V4H115ZM118 5H119V3H118ZM121 5V4H120ZM225 5V4H224ZM6 6V5H5ZM4 6V8L6 9V7ZM26 6H27V4H26ZM35 6V5H34ZM53 6H54V3H53ZM69 6V5H68ZM75 6V5H74ZM80 6H82L81 4H80ZM85 6V5H84ZM86 6L85 7H82L83 9L84 8H86ZM91 6V5H90ZM98 6V5H97ZM97 6H96V8H97ZM110 6V5H109ZM114 6V5H113ZM128 6V5H127ZM230 6V5H229ZM13 7V6H12ZM18 7H19V5H18ZM17 7V8H18ZM47 7V5H45V7L44 8H46ZM49 7H47L48 8V10L50 9ZM88 7V6H87ZM100 8H101V6H99ZM104 7L107 9V7L104 5ZM189 7V6H188ZM218 7V6H217ZM216 7V8H217ZM220 7V6H219ZM1 8H2V6H1ZM3 8V9H4ZM9 8H11V7H9ZM46 8V9H47ZM54 8V7H53ZM75 8H76V6H75ZM92 8H94L93 6H92ZM92 8H90V9H92ZM121 8V7H120ZM129 8V7H128ZM133 8V7H132ZM179 8V7H178ZM197 8V7H196ZM4 9V10H5ZM11 9H13V8H11ZM10 9V10H11ZM30 9H32L33 10V8H30L29 7V10H27V12L29 11L30 12ZM40 9H41V7H40ZM81 9V8H80ZM80 9L78 10L77 9V12L76 11H74V12H76V13H79V11H80ZM89 9V8H88ZM111 9V8H110ZM110 9H108V10H110ZM180 9V8H179ZM181 9H182V7H181ZM180 9V10H181ZM184 9V8H183ZM188 9V8H187ZM200 9H202L203 11H204V9L203 8H200ZM209 9V8H208ZM3 10V11H4ZM9 10V9H8ZM9 10V11H10ZM18 11H19V8L17 9ZM41 10H43V9H41ZM47 10V11H48ZM54 10V9H53ZM76 10V9H75ZM97 10V9H96ZM100 9H98V11H99ZM112 10H114V7H112ZM129 10V9H128ZM131 10V9H130ZM134 10H137V8L135 9L134 8ZM180 10H178V11H180ZM231 10V9H230ZM238 10V9H237ZM14 10H12V12H13ZM18 11H15V12H18ZM25 11V10H24ZM44 11V10H43ZM71 11V10H70ZM93 11H94V9H93ZM92 11V13L94 14L95 12H93ZM104 12H105V10H103ZM123 11V10H122ZM163 11V10H162ZM183 11V10H182ZM181 11V12H182ZM185 11V10H184ZM186 11H188V10H186ZM194 11V10H193ZM192 11V12H193ZM206 11V10H205ZM213 11H216V9L214 10V8H213ZM221 11V10H220ZM239 11V10H238ZM5 12H7V10L5 11ZM4 12V13H5ZM49 12V11H48ZM66 12V11H65ZM68 12V11H67ZM83 12H85V15H86V11H84L83 10ZM136 12V11H135ZM138 12V11H137ZM151 12V11H150ZM180 12V13H181ZM232 12V11H231ZM20 13V12H19ZM18 13V14H19ZM22 13H23V11H22ZM32 13V12H31ZM36 13V12H35ZM42 13H44V12H42ZM45 13H47V12H45ZM50 13V12H49ZM63 13H64V11H63ZM80 13H82V12H80ZM111 13H113V12H111ZM118 13V12H117ZM129 13V12H128ZM130 13H132V12H130ZM177 13V12H176ZM179 13V14H180ZM194 13V12H193ZM201 13V12H200ZM206 13V12H205ZM6 14H8V12L6 13ZM11 14H13V13H11ZM10 14V15H11ZM25 14H27V13H25ZM25 14H23V15H25ZM37 14V13H36ZM41 14V13H40ZM39 14V15H40ZM51 14V13H50ZM50 14H48V17H50L49 15ZM68 14H69V12H68ZM87 14H90V17H91V12L89 13V11H88V13ZM123 14L125 15V13H124V11H123ZM178 14V13H177ZM178 14V15H179ZM182 14V13H181ZM197 14V13H196ZM213 14H215L214 12H213ZM16 15V14H15ZM20 15H21V13H20ZM28 15V14H27ZM32 15V14H31ZM35 15V14H34ZM46 15V14H45ZM66 15V14H65ZM82 15H83V13H82ZM97 15V14H96ZM102 15V14H101ZM110 15H112V14H110ZM110 15H108V16H110ZM134 15V14H133ZM136 15V14H135ZM134 15V16H135ZM173 15H176V14H174L173 13ZM186 15V14H185ZM184 15V16H185ZM203 15V14H202ZM4 16V15H3ZM8 16V15H7ZM12 16V15H11ZM17 16V15H16ZM33 16V15H32ZM41 16H42V14H41ZM40 16V17H41ZM43 16H44V14H43ZM42 16V17H43ZM71 16H75L76 17V14H74V15H71ZM78 16H80L81 17V15H78ZM88 16V15H87ZM86 16V17H87ZM107 16V17H108ZM121 16V15H120ZM119 16V17H120ZM125 16H127V14L125 15ZM129 16V15H128ZM131 16V15H130ZM129 16V17H130ZM144 16V15H143ZM181 16V15H180ZM180 16H179V18L178 19H180ZM183 16V15H182ZM196 16V15H195ZM204 16V15H203ZM221 16V15H220ZM20 17V16H19ZM36 16H34V18H35ZM39 17V18H40ZM70 17V16H69ZM85 17V16H84ZM101 17V16H100ZM112 17H114V13H113V16ZM118 17V18H119ZM189 17H190V15H189ZM191 17H193V15H191ZM198 17H199V15H198ZM209 17V16H208ZM227 17V16H226ZM264 17V16H263ZM262 17V18H263ZM11 18H12V20H11ZM13 18H15L16 19V17H10V20L11 21H13ZM24 18H26V19H28L27 17H24ZM31 18H33V17H31ZM30 17H29V20L31 19ZM34 18H33V20H34ZM56 18V17H55ZM62 18H64V17H62ZM71 18V17H70ZM78 18V17H77ZM92 18V17H91ZM117 18V19H118ZM123 18V17H122ZM137 18V17H136ZM144 18V17H143ZM181 18H184V17H181ZM194 18V17H193ZM216 18H218V16L216 17ZM219 18H221V17H219ZM218 18V19H219ZM228 18V17H227ZM235 18V17H234ZM4 19V18H3ZM8 19V18H7ZM21 19V18H20ZM26 19H25V21H26ZM37 18H35V20H36ZM43 19V18H42ZM50 19V18H49ZM80 19H83V18H80ZM106 19V18H105ZM108 19V18H107ZM109 19H111V16H110V18ZM108 19V20H109ZM113 19V18H112ZM131 19V18H130ZM186 19H190V18H186ZM192 19V18H191ZM190 19V20H191ZM210 19V18H209ZM222 19V18H221ZM16 20H18V19H16ZM32 20V21H33ZM34 20V21H35ZM38 20V19H37ZM36 20V21H37ZM41 20V19H40ZM91 20V19H90ZM134 20H135V18H134ZM142 20V19H141ZM213 20V19H212ZM1 21V20H0ZM5 21V20H4ZM7 21V20H6ZM36 21H35V23H36ZM47 21V20H46ZM63 21H64V19H63ZM88 21H89V19H88ZM104 21V20H103ZM102 21V22H103ZM106 21V20H105ZM109 21H111V20H109ZM117 21H119V20H117ZM131 21V20H130ZM136 21V20H135ZM134 21V22H135ZM140 21V20H139ZM148 21H149V19H148ZM203 21H206V22H204L203 23V27L205 28V33H204V39H203V42H204V44L205 45H207L208 44V42H209V34H210V32H211V29H212V25H211V23H210V21H208V19H202V20H200V22H203ZM223 21H225V20H223ZM19 22H20V20H19ZM22 22V21H21ZM27 22V21H26ZM39 22V21H38ZM45 22V21H44ZM55 22V21H54ZM82 22V24H83V22L84 21H81ZM86 22V21H85ZM91 22V21H90ZM92 22H93V20H92ZM124 22V21H123ZM192 22V21H191ZM233 22V21H232ZM1 24H2V22H0ZM15 23H16V21H15ZM23 23V22H22ZM41 23V22H40ZM57 23V22H56ZM68 23V22H67ZM70 23V22H69ZM73 23V22H72ZM75 23V22H74ZM98 23V22H97ZM107 23H108V21H107ZM111 23V22H110ZM116 23V22H115ZM121 23V22H120ZM130 23V22H129ZM137 23V22H136ZM174 23H176V22H174ZM181 23L183 24V22H179V25H181ZM185 23V22H184ZM219 23V22H218ZM13 25H14V22L12 23ZM30 24V22L28 21V24L27 25H29ZM37 24V23H36ZM35 24V25H36ZM42 24H43V20H42ZM45 24V23H44ZM49 24V23H48ZM64 24V26L66 25V23L64 22L63 23ZM71 24V23H70ZM113 24V23H112ZM111 24V25H112ZM213 24H215L214 22H213ZM16 25V24H15ZM21 25V24H20ZM20 25H19V23H18V26L20 27ZM34 25V24H33ZM39 25V24H38ZM41 25V24H40ZM39 25V26H40ZM45 25H47V24H45ZM68 25V24H67ZM75 25H78L77 23H75L73 26L74 27H72L73 28V30L75 29ZM104 25V24H103ZM109 25V24H108ZM110 25V26H111ZM114 25V24H113ZM119 25V24H118ZM141 25V24H140ZM146 25V24H145ZM177 25V24H176ZM216 25H218L217 23H216ZM219 25H221V24H219ZM3 26V25H2ZM10 26H12L11 25V23H10V25H9V27ZM26 26V25H25ZM25 26H24V29H25ZM38 26V27H39ZM42 26V25H41ZM40 26V27H41ZM44 26V25H43ZM49 26V25H48ZM62 26V25H61ZM72 26V25H71ZM104 26H106V24L104 25ZM104 26H102V27H104ZM132 26V25H131ZM137 26H138V24H137ZM187 26H188V23H187ZM195 26H198L199 27V23H197V25H195ZM215 26V25H214ZM4 27V26H3ZM14 27H16V26H14ZM22 27V26H21ZM20 27V28H21ZM31 27V26H30ZM29 27V28H30ZM34 27H36V26H32V28L34 29ZM39 27V28H40ZM50 27V26H49ZM66 27H68V26H66ZM70 27V26H69ZM78 27H79V25H78ZM175 27V26H174ZM173 27V28H174ZM182 27H184L183 25H182ZM197 27V28H198ZM216 27H218V26H216ZM7 28V27H6ZM37 28V27H36ZM50 28H52V27H50ZM57 28H59V27H57ZM98 28V27H97ZM109 28V27H108ZM126 28V27H125ZM187 29H188V27H186ZM190 28V27H189ZM193 28V27H192ZM215 28V27H214ZM5 29V28H4ZM16 30L18 29V27L17 28H15ZM24 29H22L21 28V30L23 31ZM31 29V28H30ZM60 29V28H59ZM59 29H57V30H59ZM65 29V28H64ZM63 29V30H64ZM67 29V28H66ZM130 29V28H129ZM132 29V28H131ZM141 29V28H140ZM175 29H176V27H175ZM178 29H180V28H178ZM194 29V28H193ZM199 29V28H198ZM218 29V28H217ZM220 29V28H219ZM230 29V28H229ZM6 30V29H5ZM7 30L9 31V28H7ZM10 30H11V27H10ZM37 30V29H36ZM35 30V31H36ZM50 30V29H49ZM52 30V29H51ZM56 30V29H55ZM61 30V29H60ZM59 30V31H60ZM78 30V29H77ZM188 30H191V29H188ZM196 30V29H195ZM212 30H214V29H212ZM223 30V29H222ZM242 30V29H241ZM0 31H2V30H0ZM13 31H15V30H13L12 29V32L10 31V35H12L11 33H15V32H13ZM27 31V30H26ZM25 31V32H26ZM35 31H33L34 33H35ZM38 31V30H37ZM41 31H43L42 29H41ZM68 31V30H67ZM80 31H81V29H80ZM104 31V30H103ZM113 31H115V30H113ZM133 31H134V29H133ZM137 31V30H136ZM143 31V30H142ZM238 31V30H237ZM6 32V31H5ZM28 32H31V31H28ZM52 32V31H51ZM58 32V31H57ZM60 32H62V31H60ZM74 32H77L76 30L74 31ZM79 32V31H78ZM77 32V33H78ZM94 32V31H93ZM93 32H91L92 34H93ZM105 33H106V31H104ZM104 32H103V34H104ZM135 32V31H134ZM138 32V31H137ZM149 32V31H148ZM178 32H180V30L178 31ZM239 32V31H238ZM241 32V31H240ZM2 33V32H1ZM7 33V32H6ZM42 33H44V32H42ZM55 33V32H54ZM53 33V34H54ZM64 33V32H63ZM140 33V32H139ZM150 33H151V31H150ZM175 33V32H174ZM173 33V34H174ZM185 33H187V31L185 32ZM214 33V32H213ZM226 33V32H225ZM5 34V33H4ZM33 34V33H32ZM32 34H31V36H32ZM39 34H41V33H39ZM47 34V33H46ZM52 34V33H51ZM62 34V33H61ZM65 35H67L66 33H64ZM74 34H76V33H74ZM89 34V33H88ZM88 34H86V35H88ZM102 34V35H103ZM136 34H138V33H136ZM194 34V33H193ZM215 34H216V32H215ZM218 34V33H217ZM220 34V33H219ZM230 34H231V32H230ZM6 35H8L9 36V34H6ZM5 35V36H6ZM36 35V34H35ZM54 35H56V34H54ZM76 35H78V34H76ZM96 35H97V33H96ZM105 35V34H104ZM107 35H108V33H107ZM110 35V34H109ZM140 35H142L141 33H140ZM145 35V34H144ZM176 35V34H175ZM186 35V34H185ZM196 34H194V36H195ZM221 35V34H220ZM243 35V33L240 35V36H242ZM17 36V35H16ZM41 36H43V35H41ZM59 36V35H58ZM62 36V35H61ZM64 36V35H63ZM74 36V35H73ZM94 36V35H93ZM111 36V35H110ZM136 36V35H135ZM189 36V35H188ZM211 36V35H210ZM216 36V35H215ZM222 36V35H221ZM7 37V36H6ZM20 37V36H19ZM19 37H17V38H19ZM27 37V36H26ZM55 37V36H54ZM68 36H65L64 38H67ZM72 36L70 35V38H71ZM79 37V36H78ZM88 37V36H87ZM86 37V38H87ZM91 37V36H90ZM89 37V38H90ZM98 37H100L101 38V36L99 35ZM107 37V36H106ZM133 37V36H132ZM138 37H140L139 36V34H138ZM144 37V36H143ZM166 37V36H165ZM223 37H225V35H223ZM227 37H230V35L229 36H227ZM234 37V36H233ZM236 37V36H235ZM11 38H13L12 36H11ZM25 38V37H24ZM30 38V37H29ZM37 38V37H36ZM44 38V37H43ZM52 38V37H51ZM62 38V37H61ZM75 38H77L76 36H75ZM83 38V37H82ZM94 38V37H93ZM99 38V39H100ZM9 39V38H8ZM14 39V38H13ZM16 39V38H15ZM20 39V38H19ZM39 39H40V37H39ZM96 39V38H95ZM98 39V38H97ZM105 39V38H104ZM103 39V40H104ZM141 38H139L138 40H140ZM171 39H173V38H171ZM201 39V38H200ZM211 39V38H210ZM215 38H213V40H214ZM221 39H222V37H221ZM227 39V38H226ZM229 39V38H228ZM11 40V42L13 41L12 39H10ZM21 40V39H20ZM30 40V39H29ZM45 40V39H44ZM56 40H58V39H56ZM62 40V39H61ZM65 40V39H64ZM72 40V39H71ZM73 40H74V38H73ZM80 40V39H79ZM87 40V39H86ZM94 40V39H93ZM101 40V39H100ZM142 40V39H141ZM186 40V39H185ZM185 40H184V42H185ZM212 40V41H213ZM240 40V39H239ZM257 40V39H256ZM255 40V41H256ZM31 41V40H30ZM50 41V40H49ZM55 41V40H54ZM67 41V40H66ZM82 41H83V39H82ZM102 41V40H101ZM218 41V40H217ZM224 41V39L222 40V42ZM227 41V40H226ZM243 41V40H242ZM242 41H241V44H242ZM3 42V41H2ZM14 42V43H13ZM12 43L13 44H18V43H15V41H13ZM23 42V41H22ZM38 42V41H37ZM36 42V43H37ZM41 42V41H40ZM59 42V41H58ZM63 42V41H62ZM65 42V41H64ZM85 43H89V42H86V41H84ZM103 42V41H102ZM135 42V41H134ZM183 42V43H184ZM215 42V44H216V41H214ZM4 43V42H3ZM21 43V42H20ZM32 42H30V44H31ZM72 43V42H71ZM70 43V44H71ZM97 43L99 44V42L97 41ZM106 43V42H105ZM117 43V42H116ZM171 43V42H170ZM180 43H182V42H180ZM227 43H228V41H227ZM8 44V43H7ZM22 44V43H21ZM52 44V43H51ZM60 45H63V43L61 44V43H59ZM102 44V43H101ZM107 44V43H106ZM124 44V43H123ZM126 44V43H125ZM135 44V43H134ZM144 44V43H143ZM191 44V43H190ZM211 44H213V43H211ZM221 44V43H220ZM224 44V43H223ZM231 44V43H230ZM4 45V44H3ZM32 45V44H31ZM53 45V44H52ZM56 44H54V46H55ZM60 45H59V47H60ZM80 45V44H79ZM82 45V44H81ZM92 45H94V44H92ZM109 45V44H108ZM184 45V44H183ZM219 45V44H218ZM227 45V44H226ZM9 46H10V44H9ZM18 46V45H17ZM25 46V45H24ZM44 46H45V44H44ZM47 46L48 45H46V48H47ZM51 46V45H50ZM64 46V45H63ZM63 46H62V48H63ZM87 46H88V44H87ZM90 46V45H89ZM98 46V45H97ZM101 46V45H100ZM104 46H106V45H104ZM145 46H146V44H145ZM145 46H143V47H145ZM199 45H197V47H198ZM202 46V45H201ZM212 46H214V45H212ZM242 46V45H241ZM15 47V46H14ZM13 47V48H14ZM23 47V46H22ZM37 47V46H36ZM43 47V46H42ZM57 47V46H56ZM59 47H57V48H59ZM65 47V46H64ZM85 47V46H84ZM103 47V46H102ZM102 47H100L101 48V50H103L104 49V47L102 48ZM106 47H109V46H106ZM147 47H149V48H151V44H149V45H147ZM147 47H146V49H147ZM159 47V46H158ZM179 47H180V45H179ZM214 47H216V46H214ZM228 47V46H227ZM230 47V46H229ZM11 48V47H10ZM16 48V47H15ZM18 48H19V46H18ZM17 48V49H18ZM26 48V47H25ZM29 48V47H28ZM31 48H32V46H31ZM56 48V49H57ZM86 48V47H85ZM88 48V47H87ZM152 48H153V46H152ZM183 48V47H182ZM202 48H204V47H202ZM30 49V48H29ZM34 49V48H33ZM32 49V50H33ZM38 49H39V47H38ZM41 49V48H40ZM50 49V48H49ZM53 49H54V47H53ZM64 49H66V48H64ZM79 49H80V47H79ZM129 49V48H128ZM142 49V48H141ZM216 49H217V47H216ZM228 49V48H227ZM226 49V50H227ZM0 50L2 51V49L0 48ZM11 50V49H10ZM13 50V49H12ZM27 50V49H26ZM31 50V49H30ZM52 50V47H51V49H50V51ZM62 50V49H61ZM82 50H84V49H82ZM99 50V49H98ZM129 50H131V49H129ZM139 50H140V48H139ZM188 50V49H187ZM17 51H19L18 53H15V54H18V55H21L22 54V52H21V54H19L20 53V51H24V50H21V46H20V48H19V50H17ZM16 51V52H17ZM28 51V50H27ZM54 51H55V49H54ZM59 51V50H58ZM66 50H64V52H65ZM85 51V50H84ZM88 51V50H87ZM86 51V52H87ZM91 51V50H90ZM92 51H93V53H94V51L95 50H93V47H92ZM91 51V52H92ZM142 51V50H141ZM143 51H144V49H143ZM142 51V52H143ZM206 51H208V49L206 50ZM209 51H211V50H209ZM232 51H233V48H232ZM3 52V51H2ZM13 52V51H12ZM11 52V53H12ZM25 52V51H24ZM23 52V53H24ZM63 52V51H62ZM70 52V51H69ZM99 52H100V50H99ZM98 52V53H99ZM101 52H103V51H101ZM122 52V51H121ZM231 52V51H230ZM5 53H6V51H5ZM50 53V52H49ZM51 53H53L52 51H51ZM50 53V54H51ZM60 53V52H59ZM58 53V54H59ZM74 53V52H73ZM97 53V54H98ZM131 53H132V51H131ZM135 53H136V51H135ZM201 53H202V51H201ZM208 53V52H207ZM206 53V54H207ZM217 53V52H216ZM228 53H229V51H228ZM25 54V53H24ZM61 54V53H60ZM82 54H84V53H82ZM87 54V53H86ZM95 54H96V52H95ZM95 54H91L90 53V55H92V56H94ZM137 54V53H136ZM138 54H140V53H138ZM203 54V53H202ZM211 54V53H210ZM213 54V53H212ZM211 54V55H212ZM7 55V54H6ZM12 55V54H11ZM23 55V54H22ZM25 55H27V53L25 54ZM32 55H34V54H32ZM31 55V56H32ZM48 56H49V54H47ZM53 55V57L54 58H57L56 56H54V53L52 54ZM51 55V56H52ZM69 55H71V54H69ZM99 55V54H98ZM104 55V54H103ZM103 55H101V56H103ZM125 55H127V54H125ZM157 55H158V53H157ZM204 55V54H203ZM216 55V54H215ZM223 55V54H222ZM34 56H36V55H34ZM46 56V55H45ZM84 56V55H83ZM89 56V55H88ZM87 56V57H88ZM91 56V57H92ZM132 56V55H131ZM140 56L142 57V55L140 54ZM191 56V55H190ZM214 56V55H213ZM212 56V57H213ZM225 56H228V54L227 55H225ZM2 57V56H1ZM0 57V58H1ZM22 57V56H21ZM23 57H25V56H23ZM23 57L21 58V59H23ZM27 57V56H26ZM33 57V56H32ZM53 57H49V58H53ZM59 57V56H58ZM64 57V56H63ZM99 57V56H98ZM130 57V56H129ZM134 57V56H133ZM137 57H138V55H137ZM145 57V56H144ZM159 57V56H158ZM203 57V56H202ZM212 57L210 58V59H212ZM219 57V56H218ZM224 57V56H223ZM229 57V56H228ZM53 58V59H54ZM60 58H61V56H60ZM96 58V57H95ZM95 58H93V59H95ZM103 58V57H102ZM106 58V57H105ZM109 58H110V56H109ZM126 58H128V56L126 57ZM146 58V57H145ZM148 58V57H147ZM146 58V59H147ZM167 58V57H166ZM182 58H184V57H182ZM195 58H197V57H195ZM27 59V58H26ZM32 59V58H31ZM34 59V58H33ZM78 59V58H77ZM93 59H88V60H93ZM123 59H124V57H123ZM225 57H224V61H225ZM2 60V59H1ZM4 60V59H3ZM5 60H6V58H5ZM29 60V59H28ZM60 60V59H59ZM70 60V59H69ZM113 60H115V59H113ZM122 60V59H121ZM136 60V59H135ZM164 60V59H163ZM178 60V59H177ZM208 60V59H207ZM214 60V59H213ZM233 60H235V59H233ZM8 61V60H7ZM11 61V60H10ZM10 61H9V64L10 65H13L12 63H13V61H15V60H13L12 61V63H10ZM18 61H20V60H18ZM50 61V60H49ZM52 61V60H51ZM93 61H95V60H93ZM103 61V60H102ZM119 61V60H118ZM141 61V63L143 62L142 60H140ZM223 61V60H222ZM236 61V60H235ZM16 62V61H15ZM21 62V61H20ZM25 62H27V61H25ZM31 62V61H30ZM33 62H34V60H33ZM47 62H48V60H47ZM55 63H57L56 62V60L54 61ZM53 62V63H54ZM90 63L92 62V61H89ZM123 62V61H122ZM126 62V61H125ZM125 62H123V63H125ZM127 62H129V61H127ZM182 61H180V63H181ZM210 62V61H209ZM214 62V61H213ZM243 62V61H242ZM3 63H4V61H3ZM21 63H23V61L21 62ZM21 63H20V65H21ZM32 63V62H31ZM90 63H88V64H90ZM103 63V62H102ZM101 63V64H102ZM130 63V62H129ZM132 63V62H131ZM134 63H135V61H134ZM140 63V62H139ZM212 63V62H211ZM232 63V62H231ZM18 63H16V67L18 66L17 65ZM24 64V63H23ZM36 64V63H35ZM38 64V63H37ZM42 64V63H41ZM119 64H120V62H119ZM119 64H117V65H119ZM126 64H128V63H126ZM137 64H138V62H137ZM228 64V63H227ZM2 65V64H1ZM6 65H7V63H6ZM19 65V66H20ZM25 65V64H24ZM32 65V64H31ZM45 65V64H44ZM55 65V64H54ZM90 65H92V64H90ZM89 65V66H90ZM159 65V64H158ZM161 65V64H160ZM186 65V64H185ZM212 66H213V63L211 64ZM210 65V66H211ZM216 65V64H215ZM219 66H220V64H218ZM225 64L223 63V66H224ZM15 66V65H14ZM22 66V65H21ZM26 66V65H25ZM28 66V65H27ZM33 66V65H32ZM53 66V65H52ZM87 66V65H86ZM88 66V68H90ZM101 66V65H100ZM128 66H129V64H128ZM131 66V65H130ZM135 66H136V64L134 65V68H135ZM219 66H217L218 68H219ZM4 67H6V66H4ZM23 67V66H22ZM31 67V66H30ZM41 67H42V69H43V64L41 65ZM53 67H55V66H53ZM52 67V68H53ZM58 67V66H57ZM115 67H117L118 68V66H115ZM137 67V66H136ZM140 67H141V65H140ZM214 67H216V66H214ZM213 67V70L214 69H216V68H214ZM228 67V66H227ZM244 67V66H243ZM243 67H241V68H243ZM0 68L2 69V67L0 66ZM7 68V67H6ZM46 68V66H44V69ZM101 68H102V66H101ZM122 67H121V65H120V70L121 71H123L122 69H121ZM138 68V67H137ZM200 68V67H199ZM208 68H210V67H208ZM212 68V67H211ZM221 68V67H220ZM19 69H21V68H19ZM31 69H32V67H31ZM55 69H57V68H55ZM97 69V68H96ZM111 69H112V67H111ZM115 69V68H114ZM130 69V68H129ZM132 69V68H131ZM145 68H143V70H144ZM160 70H162L161 68H159ZM164 69V68H163ZM182 69V68H181ZM201 69V68H200ZM223 69H225L224 67H223ZM246 69V68H245ZM22 70H23V68H22ZM33 70V69H32ZM41 70V69H40ZM60 70V69H59ZM86 70V69H85ZM125 70V69H124ZM139 68H138V72H139ZM168 70V69H167ZM184 70V69H183ZM183 70H180V71H182L183 72ZM219 70V69H218ZM240 70V69H239ZM24 71V70H23ZM42 71V70H41ZM136 71V72H137ZM141 71V70H140ZM145 71H147V70H145ZM144 71V72H145ZM165 71V70H164ZM217 71V70H216ZM222 71V70H221ZM248 71V70H247ZM8 72V71H7ZM12 72V71H11ZM18 72V71H17ZM66 72V71H65ZM119 72V71H118ZM125 72H127L126 70H125ZM124 72V73H125ZM188 72V71H187ZM202 72L204 73V70L202 69ZM237 72V71H236ZM239 72V71H238ZM1 73V72H0ZM4 73V72H3ZM16 73V72H15ZM19 73V72H18ZM37 73V72H36ZM106 73V72H105ZM104 73V74H105ZM112 73H114L113 71H112ZM149 73V72H148ZM151 73H153V72H151ZM157 73V72H156ZM164 73V72H163ZM234 73V72H233ZM232 73V74H233ZM6 74V73H5ZM8 74V73H7ZM6 74V75H7ZM20 74H22L21 72H20ZM20 74H19V77H21L20 76ZM42 74H44L43 72H42ZM47 74V73H46ZM54 75H56L55 73H53ZM68 74V73H67ZM102 74V73H101ZM115 74V73H114ZM113 74V75H114ZM123 74V73H122ZM132 74H134L135 75V73H132ZM147 74V73H146ZM167 74V73H166ZM184 74V73H183ZM182 74V75H183ZM212 74V73H211ZM222 74H224V73H222ZM235 74V73H234ZM248 74V73H247ZM24 75V74H23ZM39 75H41V74H39ZM48 75V74H47ZM51 75H52V73H51ZM119 75H121L120 73H119ZM125 75V74H124ZM155 75V72H154V74H153V76ZM201 75V74H200ZM240 75V74H239ZM1 76V75H0ZM25 76V75H24ZM23 76V77H24ZM130 76L131 75H129V78L128 77H126V76H123V78L122 79H124V77L125 78H128V79H130ZM139 76V75H138ZM143 76V75H142ZM161 76V75H160ZM165 76V75H164ZM184 76H186V75H184ZM230 76H232V75H230ZM245 76V75H244ZM7 77V76H6ZM12 77V76H11ZM17 77H18V75H17ZM25 77H27V76H25ZM42 77V76H41ZM56 77V76H55ZM74 77V76H73ZM158 77V76H157ZM169 77V76H168ZM183 77V76H182ZM201 77H203V76H201ZM135 78V77H134ZM137 78V77H136ZM138 78H140V77H138ZM161 78V77H160ZM170 78V77H169ZM173 78V77H172ZM175 78V77H174ZM184 78V77H183ZM204 78V77H203ZM215 78H217V77H215ZM227 78H229V77H227ZM11 79H13V77L11 78ZM49 79H52V77H50ZM59 79H61V78H59ZM72 79H74V78H72ZM81 79V78H80ZM114 81L116 80V79H114V77L112 78ZM118 79H120V78H118ZM122 79H120V81L122 80ZM132 79V78H131ZM164 79V78H163ZM192 79V78H191ZM206 79V78H205ZM1 80V79H0ZM7 80V79H6ZM9 80V79H8ZM14 80V79H13ZM20 80H21V78H20ZM22 80H23V78H22ZM38 80H39V78H38ZM48 80V79H47ZM46 80V81H47ZM53 80V79H52ZM62 80V79H61ZM75 80V79H74ZM77 80V79H76ZM83 80V79H82ZM143 80V79H142ZM148 80V79H147ZM204 80V79H203ZM207 80V79H206ZM214 80V79H213ZM213 80L211 81V82H213ZM227 80V79H226ZM229 80V79H228ZM227 80V81H228ZM239 80V79H238ZM237 80V81H238ZM247 80V79H246ZM2 81V80H1ZM10 81V80H9ZM16 81V80H15ZM18 81V80H17ZM25 81V80H24ZM53 81H57V80H55V78H54V80ZM111 81V80H110ZM119 81V80H118ZM127 81V80H126ZM202 81V80H201ZM249 81V80H248ZM40 81H38V83H39ZM48 82H51V80H49ZM83 82V81H82ZM124 82V81H123ZM161 82L163 83V81H162V79H161ZM184 82H185V80H184ZM190 82V81H189ZM188 82V83H189ZM224 82V81H223ZM4 83H6V81L4 82ZM9 83V82H8ZM7 83V84H8ZM19 83V82H18ZM18 83H17V85L16 86H18ZM21 83V82H20ZM56 83H58V82H56ZM60 83H63V82H61L60 81ZM115 83V82H114ZM126 83V82H125ZM124 83V84H125ZM128 83H130V81H128ZM175 83H176V81H175ZM187 83V84H188ZM192 83V82H191ZM191 83H189V84H191ZM210 83V82H209ZM250 83V82H249ZM49 84H51V83H49ZM48 84V85H49ZM55 83H53V85H54ZM74 84V83H73ZM131 84V83H130ZM156 84V83H155ZM264 84V83H263ZM14 85V84H13ZM20 85V84H19ZM42 85V84H41ZM46 86H47V84H45ZM100 85V84H99ZM122 85V84H121ZM125 85H127V84H125ZM124 85V86H125ZM147 85V84H146ZM152 85V84H151ZM150 85V86H151ZM163 85V84H162ZM185 85V84H184ZM209 85V84H208ZM207 85V86H208ZM243 85V84H242ZM50 86V85H49ZM56 86H58L59 87V85L57 84ZM56 86H55V88H56ZM94 86V85H93ZM149 86V85H148ZM206 86V85H205ZM19 87V86H18ZM26 87V86H25ZM38 87H40V86H38ZM42 88L44 87V86H41ZM81 87V86H80ZM96 87V86H95ZM95 87H94V89H95ZM113 87H115L114 85H113ZM165 87V86H164ZM167 87V86H166ZM216 87V86H215ZM30 88V87H29ZM35 88V87H34ZM47 88V87H46ZM61 88V87H60ZM92 88V87H91ZM169 88V87H168ZM193 88V87H192ZM197 88V87H196ZM202 88V87H201ZM217 88V87H216ZM215 88V89H216ZM22 89V88H21ZM26 89V88H25ZM31 89V88H30ZM50 89V88H49ZM48 88H47V90H49ZM127 89V88H126ZM131 89V88H130ZM262 89V88H261ZM36 90H37V88H36ZM43 90V89H42ZM45 90V89H44ZM43 90V91H44ZM51 90H52V88H51ZM60 90H62V89H60ZM60 90H56L57 92H59ZM87 90V89H86ZM104 90V89H103ZM132 90V89H131ZM128 91V92H126V93H124L125 92V90H124V92L123 93H115V94H112L111 92H109V89H108V93H107V91L105 92V93H107V94H111L110 96L112 97V98H110V97H108V98H110V100L111 99H113V98H115L116 100H121V102H122V104H123V101H125V106L124 105H122V107L121 108H117V111L115 110V108H114V110L116 111V112H113V111H111V113L109 112V113H104V112H102L101 113V111L98 113V112H96V113H94L95 111H96V109L95 108H91V109H94L95 111L94 112H87V114H89V115H85L84 117L85 118H87V120L88 121H85V122H87V123H85L84 125L86 126V125H89V123H90V121H93L92 123H100V124H103V123H105L106 121H107V119L109 120L108 122H114V124H120V123H123L122 125H128V124H131V123H135V124H137V126H142V127H146V128H141V130H139V132H138V135H140L141 136V138L142 139H140L141 140V143L142 144H144L143 146H145L146 145V154H147V156H146V158L145 157H142V156H140V157H142V158H145L144 160H142V161H146V163H148V164H146V165H148V174H143L141 171V173L142 174H140L138 171L139 170H137V172L138 173H136V172H133L134 171V169L138 166L139 167V165H137L136 163L138 162L136 159V163L133 161V159H131V160H129V156L127 155L126 157H128V159H126V160H121L119 157V159L120 160H116V159H113V156L112 155H114L115 154V149L116 148H120L121 149V147L123 146H121V144H124V143H121V141L119 142V141H116V144H114V145H112L113 143H115V141L114 140H112L113 142H110L111 141V139L108 141H100L101 139H99V137H101V136H94V135H90V134H88V132L86 131V133H84V135L86 136H89V141H88V143L90 144H92V143H101V144H99V145H97L99 148H97L96 147V145H95V147H96V149L94 150L93 148H89L88 146V148H87V150H86V152H84V153H80V154H75V153H69L68 155H67V157L66 158H63V159H65L67 162H69V166L67 167V166H64V165H62L61 163H62V161H60L59 163L60 164H58L56 167H61V169H63V170H66L67 171V175H68V171H70L69 173H71V172H74V173H76V174H80V175H82L81 176V178L82 177H86V179L88 180V182H90V187H89V189L90 188H92V187H94L95 189L97 188V187H103V188H106V189H108V190H111V192L113 191L114 192V190H115V192L116 191H127L128 189H130V188H132L133 190H136L137 192L139 191V190H148L149 191V193H150V196H148V197H146L145 195H143L144 196V198H143V196H141V198H139L137 195V197H132V201L134 202V203H139L140 202V208H137L138 210H136V212L134 213V220L132 221V231H137V230H139V233H140V231L141 232H143L142 230H141V228H139L138 226H140V225H143L144 227H146V232H145V234L143 233V236H141V239L143 240V242H144V246H143V250L142 251H144L149 257H151L150 259H151V261H148L147 262V264H167V261H168V259H170L173 255H177L178 256V258H177V260H176V262L175 263H173V264H193V262H194V260L193 259H191L190 258V256L188 257L187 255H189L186 251L189 249V244H190V241H191V237L194 235L193 233V229L192 228H194V226L196 225V223H195V221L192 219L191 220V217H190V219H188L187 221L186 220H182L183 219V210L184 209H189V207L190 208H194V207H196L197 205H199V203H200V201H203V200H197V198L195 197L196 195H195V190L194 189H192V187H191V184H189V182H185V180L183 179V177H182V172H180V169H179V167H180V164L182 163V161L181 162H179L180 160H177L178 162H175V161H173V162H170V158L168 157L169 155H172V154H177L176 155V157L177 156H179L180 155V157H184L185 156V154H184V152L182 151V150H179L178 149V147H179V145L180 144H175V143H172V146L170 145V144H168V142L170 143V139L171 140H173L174 141V139H178V138H180V137H182V136H184L185 134V131L183 130V126H185L184 128H186V127H188V128H190V126H191V124H189V123H182V127L180 128V127H177L176 126V123H178L179 121H181V120H183V119H180V120H178V118L177 117H179V115L177 116V117H175L174 115H170V114H166V113H164V114H161V113H163V111L164 110H157V109H155V108H152V107H150V106H148V104H149V102H148V104H146V105H143V104H141L140 102H142L141 101V99L143 98V99H146V101L147 100H150L151 99V101H153V99L156 97V96H159V92H157V91H151V92H148V91H146L145 90V83L144 84H142L139 88H137V89H133L132 91ZM149 90V89H148ZM166 90V89H165ZM212 90V89H211ZM229 90V88H227V89H225L224 90V92L222 93V94H218L217 95V97H215V98H213V99H211V101L210 102H208L207 103V99H206V102H205V113H201L200 114V119L198 118L197 120H195L197 117H195L193 120H191V121H188V122H192V124L194 123V122H196L197 123V121L198 122H201V120L203 119V118H205V116L207 117V110L209 109V108H211V107H213V106H215V104H216V102H218V101H221V100H223V99H225L226 97H227V95H228V93L230 92V91H228ZM23 91V90H22ZM33 91V90H32ZM54 91V90H53ZM63 91V90H62ZM76 91V90H75ZM88 91V90H87ZM123 91V90H122ZM163 91V90H162ZM188 91H190V90H188ZM29 92V91H28ZM56 92V93H57ZM184 92H185V90H184ZM183 92V93H184ZM60 93V92H59ZM74 93V92H73ZM81 93V92H80ZM84 93H86V92H84ZM103 93V92H102ZM196 93V92H195ZM42 94V93H41ZM45 94V97H47L46 95V93H44ZM50 94V93H49ZM52 94H55V93H52ZM61 95H62V93H60ZM97 94V93H96ZM180 94V93H179ZM182 94V93H181ZM191 94V93H190ZM38 95V94H37ZM51 95V94H50ZM58 95V94H57ZM64 95V94H63ZM62 95V96H63ZM73 95V94H72ZM76 95H77V92H76ZM87 95H89V93H87ZM86 95V96H87ZM92 95H95L94 93H92ZM105 95V94H104ZM185 95V94H184ZM250 95V94H249ZM254 95V94H253ZM253 95H252V97H253ZM262 95V94H261ZM31 96H32V94H31ZM62 96H60V97H62ZM65 96H67V95H65ZM101 96V95H100ZM103 96V95H102ZM107 96H109V95H106L105 97H107ZM164 96V95H163ZM193 96V95H192ZM206 96V95H205ZM251 96V95H250ZM52 97V96H51ZM59 97V98H60ZM79 97V96H78ZM181 97H182V95H181ZM245 97V96H244ZM255 97V96H254ZM253 97V98H254ZM38 98V97H37ZM49 98H50V96H49ZM54 98H56V97H54ZM67 98V97H66ZM86 98V97H85ZM92 98V97H91ZM94 98V97H93ZM92 98V99H93ZM96 98V97H95ZM97 98H98V96H97ZM104 97H102V99H103ZM137 98H141L140 99V102H137L138 101V99ZM246 98V97H245ZM18 99V98H17ZM26 99V98H25ZM40 99V98H39ZM51 99H53V98H51ZM71 99V98H70ZM81 99H83L82 98V96H81ZM100 99V98H99ZM142 99V100H143ZM159 99H160V96H159ZM167 99V98H166ZM202 99V98H201ZM200 99V100H201ZM263 99V98H262ZM28 100V99H27ZM56 100H57V98H56ZM62 100V102H63V100H65L64 98L63 99H61ZM70 101L69 99H66V101ZM72 100V99H71ZM78 100V99H77ZM77 100H75V101H77ZM91 100V99H90ZM96 100H98V99H96ZM133 100H137L135 103L136 104H138V105H136V106H134V107H136V109H137V111L136 112H132V110L130 109V105H129V103L131 104V102L130 101H133ZM156 100V99H155ZM169 100V99H168ZM187 100H188V98H187ZM254 100V99H253ZM23 101V100H22ZM46 101V100H45ZM48 101V100H47ZM67 101V102H68ZM80 101V100H79ZM95 101V100H94ZM101 101V100H100ZM104 101V100H103ZM103 101H101V102H103ZM179 101V100H178ZM186 101V100H185ZM184 101V102H185ZM12 102V101H11ZM17 102V101H16ZM30 102V101H29ZM71 103H72V101H70ZM78 102V101H77ZM83 102V101H82ZM81 102V103H82ZM87 102V101H86ZM109 102H112V101H109ZM120 102V103H121ZM155 102V101H154ZM203 103H204V101H202ZM224 102V101H223ZM253 102V101H252ZM251 102V103H252ZM33 103V102H32ZM90 103V102H89ZM91 103H92V101H91ZM115 103V102H114ZM113 102H112V104H114ZM126 103L130 106V107H127L126 106ZM152 103V102H151ZM156 103V102H155ZM169 103V102H168ZM247 103V102H246ZM249 103V102H248ZM2 104V103H1ZM67 104H69V103H67ZM75 104V103H74ZM79 104V103H78ZM84 104V103H83ZM105 104V103H104ZM118 104V103H117ZM132 104H133V102H132ZM141 104V105H140ZM196 104V103H195ZM225 104V103H224ZM253 104V103H252ZM17 105V104H16ZM24 105V104H23ZM40 105V104H39ZM94 104H92V106H93ZM100 105V104H99ZM106 105V104H105ZM105 105H103V106H105ZM108 106H110L109 104H107ZM115 105V104H114ZM119 105V104H118ZM153 105H155V104H153ZM180 105H181V103H180ZM201 105H202V103H201ZM200 105V106H201ZM11 106H12V104H11ZM20 106V105H19ZM25 106V105H24ZM79 106H81V105H79ZM101 106V105H100ZM99 106V107H100ZM120 106V105H119ZM133 106V105H132ZM159 106V105H158ZM253 106V105H252ZM28 107V106H27ZM39 107V106H38ZM76 107H77V104H76ZM84 107V106H83ZM86 107V106H85ZM84 107V108H85ZM91 107V106H90ZM112 107H113V105H112ZM250 107V106H249ZM254 107V106H253ZM263 107H264V105H263ZM4 108V107H3ZM7 108H9V107H7ZM11 108V107H10ZM23 108V107H22ZM26 108V107H25ZM79 108V107H78ZM97 108V107H96ZM102 108H105V107H101V109ZM111 108V107H110ZM163 108H166V107H163ZM196 108H197V106H196ZM24 109V108H23ZM23 109H22V111H23ZM51 109H52V107H51ZM82 109V108H81ZM100 109V108H99ZM108 109H109V107H108ZM108 109L106 108V110L108 111ZM113 109V108H112ZM135 109V108H134ZM176 109H178V108H176ZM175 109V110H176ZM249 109V108H248ZM252 109V108H251ZM0 110H2V108L0 109ZM9 110H11V109H9ZM13 110H14V108H13ZM27 110V109H26ZM29 110V109H28ZM47 110H49V109H47ZM98 110V109H97ZM105 110V109H104ZM190 110V109H189ZM188 110V111H189ZM215 110H216V108H215ZM218 110V109H217ZM225 110V109H224ZM247 110V109H246ZM4 111V110H3ZM21 111V110H20ZM31 111V110H30ZM33 111V110H32ZM54 111V110H53ZM88 111V110H87ZM198 111V110H197ZM219 111H220V109H219ZM5 112V111H4ZM25 112V111H24ZM37 112V111H36ZM68 112V111H67ZM1 113V112H0ZM6 113V112H5ZM8 113H10V111H8ZM13 113V112H12ZM28 113V112H27ZM43 113H46V112H43ZM57 113V112H56ZM185 113V112H184ZM187 113V112H186ZM215 113V112H214ZM217 113V112H216ZM7 114V113H6ZM15 114V113H14ZM34 114V113H33ZM64 114H66V113H64ZM72 114H74V113H72ZM109 114V115H108ZM190 114V113H189ZM188 114V115H189ZM247 115H248V113H246ZM1 115V114H0ZM3 115H5V114H2V116ZM25 115H26V113H25ZM184 115V114H183ZM219 115V114H218ZM238 115V114H237ZM253 115V114H252ZM2 116H0V117H2ZM15 116V115H14ZM17 116V115H16ZM44 116V115H43ZM47 116V115H46ZM51 116H53V114L51 115ZM69 116H70V114H69ZM76 116H79L78 114L76 115ZM101 116H104V117H101ZM187 116V115H186ZM197 116V115H196ZM214 116V115H213ZM213 116H212V118H213ZM4 117V116H3ZM9 117H11V116H9ZM40 117H41V115H40ZM45 117V116H44ZM53 117H55V116H53ZM59 117V116H58ZM74 117V116H73ZM94 117V118H93ZM107 117V118H106ZM189 117V116H188ZM210 117V116H209ZM262 117V116H261ZM264 117V116H263ZM13 118V117H12ZM16 118H19V117H16ZM23 118V117H22ZM26 118H27V116H26ZM45 118H47V117H45ZM44 118V119H45ZM52 118V117H51ZM208 118V117H207ZM238 118V117H237ZM254 118V117H253ZM256 118V117H255ZM1 119V118H0ZM9 119V118H8ZM8 119H6L7 121H8ZM28 119V118H27ZM35 119H37V118H35ZM43 119V120H44ZM1 120H3V119H1ZM12 120H15V118H13ZM31 120V119H30ZM39 120H41L40 118H39ZM51 120V119H50ZM55 121H56V119H54ZM60 120V119H59ZM72 120V119H71ZM204 120V119H203ZM243 120V119H242ZM245 120H246V118H245ZM249 120V119H248ZM18 121V120H17ZM29 120H27L26 122H28ZM33 121V120H32ZM38 121V120H37ZM60 121H62V120H60ZM66 121V120H65ZM208 122H209V120H207ZM214 121V120H213ZM6 122V121H5ZM20 122H21V120H20ZM19 122V123H20ZM34 122V121H33ZM51 122H53V121H51ZM68 122V121H67ZM182 122V121H181ZM184 122V121H183ZM203 122V121H202ZM201 122V123H202ZM208 122H207V125H208ZM228 122V121H227ZM9 123V122H8ZM8 123H6L7 124V126H8ZM18 123V124H19ZM22 123V122H21ZM42 123H43V121H42ZM46 123H47V120H46ZM45 123V124H46ZM54 123V122H53ZM61 123V122H60ZM71 123H72V121H71ZM196 123H194V124H196ZM200 123V124H201ZM204 123H206L205 121H204ZM223 123V121L221 122V124ZM5 124V125H6ZM12 124H13V122H12ZM15 124H17V122L15 123ZM25 124V123H24ZM24 124H22V125H24ZM28 124V123H27ZM29 124H31V123H29ZM34 125L36 124V125H38V123H33ZM52 124V123H51ZM79 124V123H78ZM146 124H148V125H155V124H157L158 126H160V127H155V128H151V127H148V126H145ZM175 124V125H174ZM209 124H211V123H209ZM219 124V123H218ZM228 124H229V122H228ZM0 125H2V124H0ZM14 125V124H13ZM21 125V126H22ZM32 125V124H31ZM30 125V126H31ZM43 126H44V124H42ZM47 125H49V123H47ZM53 126L55 125V124H52ZM64 125H66L65 123H64ZM82 125V124H81ZM109 125V124H108ZM156 125V126H157ZM215 125V124H214ZM17 126H19V125H17ZM25 126V125H24ZM52 126V127H53ZM58 126V125H57ZM73 126V125H72ZM79 126V125H78ZM113 126V125H112ZM203 126V125H202ZM211 126V125H210ZM210 126H209V128H210ZM213 126V125H212ZM220 126V125H219ZM225 126V125H224ZM5 127V126H4ZM14 127H16L15 125H14ZM39 127V126H38ZM49 127V126H48ZM56 127V126H55ZM70 126L68 125V128H69ZM74 128L76 127V126H73ZM87 127V126H86ZM97 127H98V125H97ZM126 127V126H125ZM129 127V126H128ZM127 127V128H128ZM218 127V126H217ZM8 127H6V129H7ZM10 128V127H9ZM23 128V127H22ZM27 128V127H26ZM59 128V127H58ZM65 128V127H64ZM199 128V127H198ZM205 128H207V127H205ZM214 128H215V126H214ZM238 128V127H237ZM247 128H249V127H247ZM15 129H17V128H15ZM24 129H25V127H24ZM24 129H21L22 131L24 130ZM28 129L30 130V127H28ZM33 129H34V127H33ZM46 129V128H45ZM44 129V130H45ZM54 129V128H53ZM63 129V128H62ZM80 129V128H79ZM94 129V128H93ZM96 129V128H95ZM99 129V128H98ZM192 129V127L190 128V130ZM228 129V128H227ZM27 129H25V132H27L26 131ZM35 130V129H34ZM37 130H38V128H37ZM46 130H48V129H46ZM50 130V129H49ZM56 130V129H55ZM66 130V129H65ZM69 131H70V129H68ZM73 130V129H72ZM77 130V129H76ZM85 130H87V129H85ZM89 130H91V129H89ZM88 130V131H89ZM107 130V129H106ZM156 130H158V131H156ZM193 130H196L197 132H195V133H198V130H202L201 129V125H200V129H193ZM205 130V129H204ZM210 130V129H209ZM4 130H2V132H0V139H4V138H6V139H9L14 145H15V149L16 148H20V147H22L21 146V143H20V141L16 138V136L13 134V133H9V131H7V132H3ZM17 131H19V127H18V130ZM39 131H40V135H42L41 134V130L39 129ZM56 131H58V130H56ZM62 131V130H61ZM68 131V132H69ZM74 131V130H73ZM72 131V132H73ZM92 131V130H91ZM108 131V130H107ZM126 131V130H125ZM217 132H218V130H216ZM226 131V130H225ZM33 132V131H32ZM35 132V131H34ZM55 132V131H54ZM111 132V130L109 131V133ZM201 132V131H200ZM235 132V131H234ZM24 133V132H23ZM29 133H31V132H29ZM46 133H47V131H46ZM58 133V132H57ZM73 133H75V131L73 132ZM77 133V132H76ZM75 133V134H76ZM79 133V132H78ZM91 133H93V132H91ZM96 133V132H95ZM98 133H99V130H98ZM97 133V134H98ZM100 133H101V131H100ZM108 133V134H109ZM121 133H122V131H121ZM125 133V132H124ZM136 133V132H135ZM202 133V132H201ZM205 133V132H204ZM220 133L221 134H224L223 133V129H222V132L220 131ZM243 133H245V132H243ZM36 134V133H35ZM48 134V133H47ZM49 134H50V131H49ZM58 134H60V133H58ZM105 134H106V132H105ZM126 134V133H125ZM127 134L130 136L131 135V137L134 135V132H133V134L131 133V131H127ZM155 134H158V135H163V136H153V135H155ZM227 134V133H226ZM249 134V133H248ZM29 135V134H28ZM32 135V134H31ZM52 135V134H51ZM54 135V134H53ZM99 135V134H98ZM114 135V134H113ZM188 135L189 136H191V138L194 136V135H196V134H194L193 135V133L192 132H189L188 133ZM199 135H201V134H199ZM199 135H197V138L199 137ZM203 135V134H202ZM201 135V136H202ZM210 135H211V132H210ZM233 135V134H232ZM250 135V134H249ZM248 135V136H249ZM30 136V135H29ZM28 136V137H29ZM33 136H34V134H33ZM45 136V135H44ZM69 136V135H68ZM72 136V135H71ZM74 136V135H73ZM86 136V137H87ZM106 136V135H105ZM111 136V135H110ZM125 135H123V137H121L120 136V138H118V135H117V138L118 139H121V138H125L124 137ZM226 136V135H225ZM35 137H36V135H35ZM50 136H47V138H49ZM53 137V136H52ZM51 137V138H52ZM136 137H139V136H137L136 135ZM186 137H187V135H186ZM204 136H202V138H203ZM216 137V136H215ZM31 138H33V137H31ZM43 138V137H42ZM68 138H70V137H68ZM107 138H109V136L107 137ZM107 138H105V139H107ZM110 138H112V137H110ZM115 137L113 136V139H114ZM140 138V137H139ZM162 138H164V139H162ZM184 138V137H183ZM189 138V137H188ZM45 139V138H44ZM54 139V138H53ZM64 139V138H63ZM62 139V140H63ZM74 139V138H73ZM76 139H78V138H76ZM104 139V138H103ZM204 139V138H203ZM206 139V138H205ZM247 139V138H246ZM246 139H245V141H246ZM21 140V139H20ZM23 140V139H22ZM28 140V139H27ZM35 140V139H34ZM61 140V141H62ZM117 140V139H116ZM127 140V139H126ZM133 140H134V138H133ZM194 140H196V137H195V139ZM198 140V142L201 140V138H199V139H197ZM226 140V139H225ZM25 141V140H24ZM30 141V140H29ZM42 141V140H41ZM58 141L60 142V140L58 139ZM74 141H75V139H74ZM128 141V140H127ZM136 141H137V139H136ZM185 141V140H184ZM192 140H190L189 141V143L188 144H191L190 142H191ZM205 141H207V140H205ZM221 142H222V140H220ZM23 142V141H22ZM31 142V141H30ZM42 142H44V140L42 141ZM45 142H46V140H45ZM44 142V143H45ZM80 142V141H79ZM178 142H180L179 140H178ZM177 142V143H178ZM202 142V141H201ZM210 142V141H209ZM208 142V143H209ZM214 142V141H213ZM224 142V141H223ZM229 142V141H228ZM227 142V143H228ZM8 143V142H7ZM62 143V142H61ZM72 143H73V141H72ZM121 143V144H120ZM181 143V142H180ZM195 143V145H196V141L194 142ZM220 143V142H219ZM30 144V143H29ZM53 144H54V142H53ZM60 144V143H59ZM74 144V143H73ZM80 144V143H79ZM90 144V145H91ZM104 144H106V145H104ZM130 144V143H129ZM137 144V143H136ZM183 144H185V143H183ZM197 144H199V143H197ZM201 144V143H200ZM205 144V143H204ZM239 144H240V142H239ZM242 144V143H241ZM49 145V144H48ZM68 145H69V143H68ZM71 145V144H70ZM81 145V144H80ZM126 145H128V144H126ZM131 145H133L132 143H131ZM130 145V146H131ZM214 145V144H213ZM211 143H210V145L209 146H213ZM223 145V144H222ZM248 145V144H247ZM8 146H9V144H8ZM25 146V145H24ZM27 146V145H26ZM54 146V145H53ZM57 146H58V144H57ZM112 146L115 148V149H113L112 148ZM136 146V145H135ZM139 147H140V145H138ZM181 146H183L182 145V143H181ZM180 146V147H181ZM185 146V145H184ZM242 146V145H241ZM251 147H252V145H250ZM49 147V146H48ZM64 147V146H63ZM82 146H80V148H81ZM195 147V146H194ZM193 147V148H194ZM203 147V146H202ZM215 147H217V146H215ZM228 147V146H227ZM239 147V146H238ZM250 147V148H251ZM11 148V147H10ZM24 148V147H23ZM28 148V147H27ZM71 148V147H70ZM125 148V147H124ZM128 148H130V150H132V148L131 147H129L128 146ZM181 148H183V147H181ZM197 148V147H196ZM199 148H200V146H199ZM209 148V147H208ZM223 148V147H222ZM231 148V147H230ZM237 148V147H236ZM244 148V147H243ZM1 149V148H0ZM4 149H5V147L3 148V151H4ZM25 149V148H24ZM65 149V148H64ZM84 149V148H83ZM86 149V148H85ZM123 149V148H122ZM126 149V148H125ZM186 149H187V145H186ZM204 149L206 150V151H209L210 149H208L207 150V148H205L204 147ZM213 149V148H212ZM22 150V149H21ZM29 151H30V153H33V152H36L37 154H39V152H38V148L37 147H34L33 145H32V147H29V149H28ZM41 150V149H40ZM48 150V149H47ZM97 150H99V153L97 152ZM129 150V151H130ZM135 150V149H134ZM142 150V149H141ZM203 150V149H202ZM204 150V151H205ZM6 152H7V150H5ZM19 151V150H18ZM67 150H59V151H57V149H56V151H55V149H50V151H48L49 152V154L51 153L52 154V156H55V157H58L59 158V156H61V155H65L67 152H66ZM72 151H74V149L72 150ZM83 151V150H82ZM119 151V150H118ZM162 151H164V153H165V156L163 157H157V155H160V153H162ZM198 151V150H197ZM203 151V152H204ZM219 151V150H218ZM229 150H227V152H228ZM245 151V150H244ZM1 152V151H0ZM15 152V151H14ZM24 152V151H23ZM42 152V151H41ZM123 152H127L126 150L124 151L123 150ZM132 152H133V150H132ZM135 152V151H134ZM193 152V151H192ZM214 152V151H213ZM219 152H221V151H219ZM16 153V152H15ZM19 153H21L20 151H19ZM62 153V154H61ZM119 153V152H118ZM122 153V152H121ZM128 153V152H127ZM136 153H138V152H136ZM194 153V152H193ZM192 153V154H193ZM222 153V152H221ZM18 154V153H17ZM27 154V153H26ZM61 154V155H60ZM131 154V153H130ZM129 154V155H130ZM135 154V153H134ZM198 154V153H197ZM214 154V153H213ZM213 154L211 155V156H213ZM217 154V153H216ZM215 154V155H216ZM220 154V153H219ZM4 154H1V156H3ZM10 155V154H9ZM8 155V156H9ZM14 155V154H13ZM12 155V156H13ZM16 155V154H15ZM21 155V154H20ZM45 155H47V152H46V154ZM136 155V154H135ZM139 155V154H138ZM138 155H136V156H138ZM164 155V154H163ZM199 155V154H198ZM5 156V155H4ZM7 156V155H6ZM16 156H18V155H16ZM15 156V157H16ZM26 156V155H25ZM44 156V155H43ZM50 156V155H49ZM99 156H100V158H99ZM120 156V155H119ZM131 156V155H130ZM143 156H145V155H143ZM174 156V155H173ZM189 156H192V155H189ZM205 156H206V154H205ZM219 156V155H218ZM217 156V157H218ZM235 156V155H234ZM15 157H13V158H15ZM20 157V156H19ZM33 156H31V157H29L30 158V160H32L31 158H32ZM68 157H70V158H68ZM94 157H97L98 158V160L96 159H94ZM115 157V156H114ZM117 157V156H116ZM115 157V158H116ZM139 157V156H138ZM139 157V158H140ZM193 157V156H192ZM191 157V158H192ZM222 157V156H221ZM223 157L225 158V156L223 155ZM227 157V156H226ZM229 157V159H230V161H231V154H230V156H228ZM236 157V156H235ZM264 157V156H263ZM1 158V157H0ZM22 158V157H21ZM53 158V157H52ZM132 158V157H131ZM136 158V157H135ZM174 158V157H173ZM185 158V157H184ZM187 158H189V157H187ZM197 158V157H196ZM233 158V157H232ZM9 159V158H8ZM18 157L16 158V160L18 161ZM190 159V158H189ZM205 159H208L207 157L205 158ZM212 159V158H211ZM215 159V158H214ZM217 159V158H216ZM223 158H221V160H222ZM20 160V163H21V159H19ZM24 160H25V157H24ZM45 160V159H44ZM183 160V159H182ZM191 160V159H190ZM213 160V159H212ZM219 160V159H218ZM0 161H1V159H0ZM3 161H4V159H3ZM5 161H7V162H10V161H8L7 159L5 160ZM22 161H23V159H22ZM52 161V160H51ZM188 161V160H187ZM209 161V160H208ZM207 161V162H208ZM237 161H238V158H237ZM261 161V160H260ZM32 162V161H31ZM38 162V161H37ZM57 162V161H56ZM213 163H214V161H212ZM211 162V163H212ZM216 162V161H215ZM223 163H224V161H222ZM226 162V161H225ZM233 162H234V160H233ZM1 163H3V162H1ZM5 164H6V162H4ZM19 163V164H20ZM48 163H49V161H48ZM47 163V164H48ZM188 163V162H187ZM201 164H203L202 162H200ZM216 163H218V162H216ZM222 163V164H223ZM238 163V162H237ZM243 163V162H242ZM245 163V162H244ZM251 164H252V162H250ZM260 163V162H259ZM11 164V163H10ZM16 164H17V162H16ZM57 164V163H56ZM226 164H227V162H226ZM262 163H260V165H261ZM12 165H14V164H12ZM11 165V166H12ZM25 165H26V163H25ZM43 165H45V164H43ZM67 165V164H66ZM141 165H143V164H141ZM145 165V164H144ZM188 165H189V163H188ZM196 165V164H195ZM230 165V164H229ZM244 165V167H245V164H243ZM253 165V164H252ZM262 165H264V164H262ZM3 166V165H2ZM18 166V165H17ZM21 166L23 167V164L21 163ZM28 166V165H27ZM32 166H33V164H32ZM31 166V167H32ZM191 166V165H190ZM214 166V165H213ZM212 166V167H213ZM217 166H219V168H220V162L217 164ZM221 166H225V163L223 164V165H221ZM256 166V165H255ZM1 167V166H0ZM10 167V166H9ZM15 167V166H14ZM13 167V168H14ZM20 167V166H19ZM21 167V169L23 170V169H25V168H22ZM49 167V166H48ZM137 167V168H138ZM142 168H140V169H143V166H141ZM243 167V166H242ZM246 167H248V164L246 165ZM246 167H245V169H246ZM253 167V166H252ZM263 167V166H262ZM2 168H6V166L5 167H2ZM12 168V170L14 171V170H16V168L15 169H13ZM32 168H34V167H32ZM52 168V167H51ZM136 168V169H137ZM208 168V167H207ZM217 168V167H216ZM215 168V169H216ZM227 168H228V166H227ZM237 168H238V166H237ZM1 169V168H0ZM9 169H11V168H9ZM8 169V170H9ZM45 169H46V167H45ZM50 169V168H49ZM60 169V168H59ZM58 169V170H59ZM60 169V170H61ZM144 169H146V167L144 168ZM186 169V168H185ZM211 169V168H210ZM225 169V168H224ZM228 169H231V168H228ZM244 169V168H243ZM30 169H28V171H29ZM59 170V171H60ZM212 170H213V168H212ZM217 170V169H216ZM1 171H2V169H1ZM11 171V170H10ZM13 171H11L12 173H13ZM17 171V170H16ZM27 171V170H26ZM39 171V170H38ZM45 171V170H44ZM47 171V170H46ZM52 171V170H51ZM51 171H50V173H48V174H51ZM132 171V172H131ZM232 171H233V168H232ZM235 171V170H234ZM6 172V171H5ZM15 172V171H14ZM21 172V171H20ZM24 172V171H23ZM32 172V171H31ZM36 172V171H35ZM47 172H49V171H47ZM47 172H45V173H47ZM53 172V171H52ZM61 172V171H60ZM65 172V171H64ZM145 172V171H144ZM211 172V171H210ZM209 172V173H210ZM213 172V171H212ZM214 172H215V170H214ZM219 172H221L220 170L218 171V173ZM223 172V171H222ZM4 173V172H3ZM9 173V172H8ZM15 173H17V172H15ZM29 173V172H28ZM39 173V172H38ZM37 173V174H38ZM44 173V174H45ZM57 173V172H56ZM56 173H54L55 175H56ZM185 173V172H184ZM198 173H199V171H198ZM236 173H238V172H235V174ZM245 173H247L246 171H245ZM264 173V172H263ZM1 174H2V172H1ZM31 174V177H34V176H32V173H30ZM30 174H29V176L28 177H30ZM35 174V173H34ZM40 174V173H39ZM54 174H52L53 176H55ZM64 174V173H63ZM212 176L214 175L215 177H216V175H218L217 174V171L215 172V174H212V173H210ZM220 174V173H219ZM239 174V173H238ZM244 174V173H243ZM3 175V174H2ZM4 175L6 176V174L4 173ZM4 175H3V177H4ZM16 175V174H15ZM27 175V174H26ZM61 175V174H60ZM66 175V176H67ZM80 175H79V177H80ZM195 175V174H194ZM201 175V174H200ZM230 175V174H229ZM234 175V174H233ZM237 175V174H236ZM8 176V175H7ZM24 177H25V175H23ZM45 176V175H44ZM190 176V175H189ZM210 176V175H209ZM219 176V175H218ZM221 176V175H220ZM238 176V175H237ZM244 176V175H243ZM9 177V176H8ZM41 178L43 177V175L42 176H40ZM39 177V178H40ZM48 177V176H47ZM50 177V176H49ZM74 177V179H75V176H73ZM194 177V176H193ZM198 177V176H197ZM211 177V176H210ZM227 177H229V176H227ZM255 177V176H254ZM6 178V177H5ZM5 178H3V179H5ZM36 178V177H35ZM186 178V177H185ZM211 178H213V177H211ZM218 178V177H217ZM230 178V177H229ZM233 178L234 177H232V180H233ZM9 179V178H8ZM44 179V178H43ZM50 179H52L53 180V178L51 177ZM56 179V178H55ZM54 179V180H55ZM63 179V178H62ZM71 179V178H70ZM85 179V178H84ZM197 179H199V178H197ZM214 179H216V178H214ZM220 179H222V178H220ZM235 179H236V177H235ZM28 180V182H29V179H27ZM32 180H33V178H32ZM53 180V181H54ZM57 180V179H56ZM59 180H60V178H59ZM64 180V179H63ZM184 180V181H183ZM187 180H188V178H187ZM194 180V179H193ZM261 180V179H260ZM5 181V180H4ZM31 181V180H30ZM34 181V180H33ZM32 181V182H33ZM51 181V180H50ZM53 181H52V183H53ZM61 181V180H60ZM59 181V182H60ZM65 181V180H64ZM63 181V182H64ZM69 181H71V180H69ZM68 181V182H69ZM73 181V183L75 182L74 180H72ZM221 181V180H220ZM219 181V182H220ZM226 181V180H225ZM224 181V182H225ZM235 181V180H234ZM2 182V181H1ZM7 182H8V180H7ZM41 182V181H40ZM58 182V183H59ZM136 182V183H135ZM143 183V184H139V183ZM144 182H146L147 183V185H144L145 183ZM191 182V181H190ZM198 182V181H197ZM210 182H214V180L213 181H210ZM222 182V181H221ZM231 182V181H230ZM233 182V181H232ZM2 183H5V182H2ZM21 183H23V182H21ZM25 183V182H24ZM51 183V182H50ZM65 183V182H64ZM223 183V182H222ZM236 183V182H235ZM28 184V183H27ZM34 184V183H33ZM54 184H56V183H54ZM67 184V183H66ZM212 184V183H211ZM213 184H215V183H213ZM218 184V183H217ZM217 184H216V188H218L217 187ZM227 184H229V182L227 183ZM227 184H224L225 186L227 185ZM234 184V183H233ZM232 184V185H233ZM263 184H264V182H263ZM2 185V184H1ZM7 185H8V183H7ZM23 185V184H22ZM38 185H40V184H37V186ZM48 185V184H47ZM46 185V186H47ZM57 185V184H56ZM60 185V184H59ZM63 185V184H62ZM69 185H71V184H69ZM77 185V184H76ZM78 185H79V187H81L82 185H81V183H78ZM81 185V186H80ZM194 185V184H193ZM192 185V186H193ZM4 186V185H3ZM20 186H21V184H20ZM25 186H27L26 185V183H25ZM41 186H42V184H41ZM49 186V185H48ZM47 186V187H48ZM72 186H74V185H72ZM204 186V185H203ZM225 186H223L224 188H225ZM229 186V185H228ZM227 186V187H228ZM43 187H44V184H43ZM42 187V188H43ZM50 187H52V186H50ZM50 187L48 188V189H50ZM67 187V186H66ZM65 187V188H66ZM75 187V189H76V186H74ZM196 187V186H195ZM206 187V186H205ZM221 187V186H220ZM23 188H24V186H23ZM27 188V187H26ZM40 188V187H39ZM41 188V189H42ZM103 188H102V190H103ZM201 188H202V186H201ZM222 188V187H221ZM25 189V188H24ZM56 189V188H55ZM69 188H67V190H68ZM74 189V190H75ZM83 189V188H82ZM86 189V188H85ZM98 189V188H97ZM96 189V190H97ZM203 189V188H202ZM209 189V188H208ZM229 189H230V186H229ZM21 190H22V188H21ZM59 190V189H58ZM60 190H61V186H60ZM71 190V189H70ZM84 190V189H83ZM92 190V189H91ZM101 190V189H100ZM107 190V191H108ZM210 190V189H209ZM23 191H25V190H23ZM35 191H36V187H35ZM62 191V193H63V190H61ZM65 191H66V189H65ZM64 191V192H65ZM75 191H78V189L77 190H75ZM95 191V190H94ZM105 191V190H104ZM136 191H134V192H136ZM212 191H214V190H212ZM224 191H226V190H224ZM96 192V191H95ZM102 192V191H101ZM205 192H207V191H205ZM210 192H211V190H210ZM219 192H221V191H219ZM73 193H74V191H73ZM86 193H88V192H86ZM98 193H100L99 191L97 192V194ZM103 193V192H102ZM105 193H106V191H105ZM109 193V192H108ZM118 193V192H117ZM124 193V192H123ZM204 193V192H203ZM236 193V192H235ZM3 194V193H2ZM36 194V193H35ZM35 194H34V196H33V199H34V197H35ZM60 194H61V192H60ZM67 194V193H66ZM75 194V193H74ZM125 194V193H124ZM139 194V193H138ZM228 194V193H227ZM4 195V194H3ZM5 195H8V194H5ZM5 195H4V197H5ZM59 195V194H58ZM62 195V194H61ZM64 195H65V193H64ZM71 195H73V194H71ZM76 195V194H75ZM84 195V194H83ZM95 195V194H94ZM94 195H92V196H94ZM103 195V194H102ZM101 195V196H102ZM105 195V194H104ZM118 195H119V193H118ZM122 195V194H121ZM126 195V194H125ZM129 194H127L126 195V197L128 196ZM141 195V194H140ZM199 195V194H198ZM217 195V194H216ZM216 195H214V196H216ZM27 196V198H28V195H26ZM29 196H31V195H29ZM57 196V195H56ZM63 196V195H62ZM68 196H70L69 194H68ZM107 196V195H106ZM105 196V197H106ZM112 196H114V195H112ZM124 196V195H123ZM218 196V195H217ZM236 196V195H235ZM3 197V196H2ZM3 197V198H4ZM51 198H52V196H50ZM55 197V196H54ZM59 197V196H58ZM64 197V196H63ZM73 197H75V196H73ZM80 197V196H79ZM98 197H100V196H98ZM104 197V198H105ZM109 197V196H108ZM208 197V196H207ZM212 198H213V195L211 196ZM220 197V196H219ZM222 197V196H221ZM220 197V198H221ZM226 197V196H225ZM225 197H222V198H224V200H225ZM230 197L232 198V196L230 195ZM7 198V197H6ZM11 198V196H9V198H7V199H10ZM13 198H15V196L13 197ZM24 198V197H23ZM32 198V197H31ZM69 198V197H68ZM85 198V197H84ZM84 198H82V200L84 199ZM88 198V197H87ZM119 197H117V199H118ZM128 198V197H127ZM219 198V199H220ZM22 199V198H21ZM21 199H20V201H21ZM25 199V198H24ZM58 199V198H57ZM65 199V198H64ZM81 199V198H80ZM98 198H96V200H97ZM120 199V198H119ZM129 199V198H128ZM199 199V198H198ZM204 199L206 200V198L204 197ZM3 200V199H2ZM37 200V199H36ZM45 200H47V199H45ZM53 200V199H52ZM59 200V199H58ZM75 200V199H74ZM99 200V199H98ZM127 200V199H126ZM130 200V199H129ZM6 201V200H5ZM4 201V202H5ZM15 201V200H14ZM24 201V200H23ZM22 201V202H23ZM28 201V200H27ZM31 201V200H30ZM33 201V200H32ZM54 201V200H53ZM55 201H56V199H55ZM63 201V200H62ZM78 201H79V198H78ZM83 201H85V202H88L87 200H83ZM95 201V200H94ZM100 201H101V198H100ZM119 201V200H118ZM199 201V202H198ZM219 201V200H218ZM7 202V201H6ZM22 202L20 203V204H22ZM25 202V201H24ZM35 202V201H34ZM39 202V201H38ZM38 202H37V204L36 205H38ZM42 202V201H41ZM50 202V201H49ZM69 202V201H68ZM75 202V201H74ZM81 202V201H80ZM89 202H90V200H89ZM105 202V201H104ZM108 202V201H107ZM107 202H105V205H106V203ZM112 202V201H111ZM125 202H128V201H125ZM206 202V201H205ZM209 202V201H208ZM207 202V203H208ZM225 202V201H224ZM223 202V203H224ZM1 203V202H0ZM3 203V202H2ZM29 203V202H28ZM33 203V202H32ZM45 203V202H44ZM51 203V202H50ZM54 203V202H53ZM52 203V204H53ZM57 203V202H56ZM95 203H96V201H95ZM98 201H97V206H99V205H102L101 203L98 205ZM130 203V202H129ZM220 203V202H219ZM230 203V202H229ZM8 204V203H7ZM40 204V203H39ZM42 204V203H41ZM60 204V203H59ZM64 204V203H63ZM69 204V203H68ZM212 204V203H211ZM211 204H210V206H211ZM221 204V203H220ZM232 204H234L233 202H232ZM2 205V204H1ZM0 205V206H1ZM24 205V204H23ZM34 205V204H33ZM54 205H56V204H54ZM53 205V206H54ZM74 205V204H73ZM91 205V204H90ZM93 205V204H92ZM124 205H125V203H124ZM128 205V204H127ZM131 205V204H130ZM129 205V206H130ZM134 205V204H133ZM203 205H204V203H203ZM216 205V204H215ZM3 206V205H2ZM6 207H7V205H5ZM10 206V205H9ZM8 206V207H9ZM14 206V205H13ZM17 206H19V205H17ZM26 206V205H25ZM45 206V205H44ZM66 206H67V204H66ZM66 206H64V207H66ZM78 206V205H77ZM76 206V207H77ZM103 206V205H102ZM137 206H138V204H137ZM214 206V205H213ZM4 207V206H3ZM6 207H4L5 209H6ZM29 207H31L32 208V206H29ZM29 207H27V208H29ZM57 207V206H56ZM92 207V206H91ZM91 207H90V209H91ZM94 207H96V206H94ZM106 207V206H105ZM131 207H132V205H131ZM135 207V206H134ZM206 207H207V204H206ZM216 207H217V205H216ZM3 208V209H4ZM14 208H16V207H14ZM41 208V207H40ZM43 208V207H42ZM46 208V207H45ZM50 208V207H49ZM54 208V207H53ZM52 208V209H53ZM68 208H70L69 206H68ZM79 208V207H78ZM130 208V207H129ZM197 208H199V206H197ZM204 208H205V206H204ZM214 208V207H213ZM224 208V207H223ZM229 208H230V206H229ZM47 209H48V207H47ZM55 209V208H54ZM66 209V208H65ZM94 209V208H93ZM99 209H100V207H99ZM105 209V208H104ZM132 209V208H131ZM130 209V210H131ZM203 209V208H202ZM207 209V208H206ZM211 209H212V206H211ZM1 210H2V208H1ZM8 210H11V209H8ZM13 210V209H12ZM11 210V211H12ZM15 210V209H14ZM20 211V209H18L17 208V211ZM37 210V209H36ZM42 210V209H41ZM45 210V209H44ZM49 210V209H48ZM51 210V209H50ZM58 210V209H57ZM56 210V211H57ZM62 210V209H61ZM60 210V211H61ZM95 210V209H94ZM93 210V211H94ZM125 210V209H124ZM216 210V209H215ZM214 210V211H215ZM222 210V209H221ZM7 211V210H6ZM17 211H14V212H17ZM26 211V210H25ZM32 211V210H31ZM46 211L47 210H45V214H46ZM84 211H85V209H84ZM105 212H106V210H104ZM133 211V210H132ZM134 211H135V208H134ZM179 211H181V218H180V222H182V224L181 225H179V223H178V220H177V217L180 215V214H178V212ZM185 211V210H184ZM212 211V210H211ZM4 212V211H3ZM3 212H2V214H3ZM8 212V211H7ZM6 212V213H7ZM13 212V211H12ZM11 212V213H12ZM33 213H36L37 215H38V213L36 212V211H32ZM44 212V211H43ZM48 212V211H47ZM67 212H68V210H67ZM70 212V211H69ZM75 212L77 213L78 211H76L75 210ZM91 212V211H90ZM187 212H188V210H187ZM208 212V211H207ZM213 212V211H212ZM5 213V214H6ZM11 213L9 214L10 216H15V215H17V216H15V219H16V217L18 218V214L16 213V214H14V215H11ZM19 213V212H18ZM51 213V212H50ZM95 213V212H94ZM192 213V212H191ZM195 213V212H194ZM215 213V212H214ZM222 213V212H221ZM35 214V215H36ZM49 214V213H48ZM45 215L46 217L47 216H49V215ZM57 214V213H56ZM74 214V213H73ZM92 214H93V212H92ZM187 214V213H186ZM196 214V213H195ZM205 214V213H204ZM9 215H7V216H9ZM62 215V214H61ZM71 215V214H70ZM119 215L122 217V218H126L127 216H126V213H124L123 211H119ZM209 215V214H208ZM207 215V216H208ZM215 215H217V214H215ZM219 215V214H218ZM2 216V215H1ZM5 216V215H4ZM21 216V215H20ZM25 215H24V213H23V217H24ZM40 216V215H39ZM39 216H38V218H39ZM42 216V215H41ZM43 216H44V214H43ZM54 216V215H53ZM59 216H60V213H59ZM73 216V215H72ZM90 216V215H89ZM93 216V215H92ZM92 216H90V217H92ZM97 216V215H96ZM107 216V215H106ZM187 216H188V214H187ZM194 216V215H193ZM197 216V215H196ZM202 216V215H201ZM211 216V215H210ZM231 216V215H230ZM234 216V215H233ZM55 217V216H54ZM67 217L69 218V215H68V213H67ZM73 217H75V216H73ZM89 217V218H90ZM94 217V216H93ZM116 217V216H115ZM235 217V216H234ZM234 217H233V219H234ZM7 218V217H6ZM11 219H12V221L14 220V218H12V217H10ZM34 218V217H33ZM41 218H43V217H41ZM56 218H58V217H56ZM95 218V217H94ZM96 218H99V217H96ZM107 218V217H106ZM222 218V217H221ZM10 219V220H11ZM23 219V218H22ZM30 219V218H29ZM28 219V220H29ZM37 219V218H36ZM44 219V218H43ZM47 219V218H46ZM45 219V220H46ZM62 219V218H61ZM79 218H77V219H75L74 221L76 222V220H78ZM82 219V218H81ZM93 219V218H92ZM185 219V218H184ZM187 219V218H186ZM207 219V218H206ZM213 219V218H212ZM211 219V220H212ZM19 220V219H18ZM40 220V219H39ZM48 220V219H47ZM57 220V219H56ZM59 220V219H58ZM63 221H64V219H62ZM96 220V219H95ZM94 220V222L95 223H98V222H96ZM100 220H101V218H100ZM177 220V221H176ZM208 220V219H207ZM0 221H1V218H0ZM4 221V220H3ZM7 221V220H6ZM6 221H4L5 223H6ZM26 221V220H25ZM24 221V222H25ZM61 221V220H60ZM89 221V220H88ZM91 221V220H90ZM98 221V220H97ZM102 221H104L103 220V215H102ZM200 222L201 221H203V220H199ZM205 221V220H204ZM216 221V220H215ZM214 221V222H215ZM220 221H222V220H220ZM219 221V222H220ZM8 222V221H7ZM15 222V221H14ZM20 222H22V220L20 221ZM47 222H49V221H47ZM54 222V221H53ZM71 222V221H70ZM73 222V221H72ZM91 222H93V221H91ZM214 222H212L213 224H214ZM216 222H218V221H216ZM244 222V221H243ZM5 223H4V225H5ZM10 223H12L11 221H10ZM30 223V222H29ZM32 223V222H31ZM39 223H41V221L39 222ZM50 223V222H49ZM61 223V222H60ZM95 223H93V224H95ZM102 223V222H101ZM100 223V224H101ZM204 223V222H203ZM210 223V222H209ZM0 224H1V222H0ZM20 224H23V223H20ZM52 224V223H51ZM56 224V223H55ZM71 224L72 225H74L73 223H70V226H71ZM77 224H78V221H77ZM83 224V226H82V229H83V227L85 226L84 224H86V223H82ZM92 224V223H91ZM92 224V225H93ZM104 224V223H103ZM202 224V223H201ZM206 224V223H205ZM212 224V227L211 226H208V227H211V228H213V226L216 224H214L213 225ZM227 224V223H226ZM2 226H4L3 224H1ZM7 225V224H6ZM5 225V226H6ZM12 225V224H11ZM19 225V224H18ZM24 225V224H23ZM30 225H33V224H27V226L28 227H31ZM61 225V224H60ZM79 225V224H78ZM99 225V223L97 224V226ZM219 226H220V224H218ZM218 225H216L217 226V229H218ZM246 225V224H245ZM10 226V225H9ZM8 226V227H9ZM21 226V225H20ZM62 226V225H61ZM68 226V225H67ZM94 226V225H93ZM202 226V225H201ZM204 226V225H203ZM206 226V225H205ZM216 226H214L215 227V229H216ZM7 227V228H8ZM12 227H13V225H12ZM16 227V226H15ZM14 227V228H15ZM36 227V226H35ZM44 227H45V225H44ZM43 227V228H44ZM54 227V226H53ZM69 227V226H68ZM89 226H87L86 228H88ZM101 227V226H100ZM98 228V229H101V228ZM223 227V226H222ZM242 227V226H241ZM243 227L244 228H246L244 225H243ZM13 228V229H14ZM23 228V227H22ZM47 228V227H46ZM50 228V227H49ZM56 228V227H55ZM59 228V227H58ZM85 228V229H86ZM93 228V227H92ZM196 228V227H195ZM198 228V227H197ZM200 228V227H199ZM201 228H203V227H201ZM220 228V227H219ZM28 228H26V230H27ZM29 229H31V228H29ZM28 229V230H29ZM53 229V228H52ZM66 229V228H65ZM89 229H90V227H89ZM88 229V230H89ZM95 229V228H94ZM103 229V228H102ZM117 229V228H116ZM209 229V228H208ZM216 229V230H217ZM223 229V228H222ZM239 229H242V228H239ZM248 229V228H247ZM10 230V229H9ZM16 230V229H15ZM26 230H24V231H26ZM27 230V231H28ZM38 230H40V228L38 229ZM50 230V229H49ZM54 230V229H53ZM60 230H61V228H60ZM64 230V229H63ZM70 230V229H69ZM74 230V229H73ZM104 230H106V229H104ZM110 230V229H109ZM201 230H203V229H201ZM200 230V231H201ZM224 230H226L225 229V227H224ZM31 231V230H30ZM34 231V230H33ZM45 231H47V229L45 230ZM85 231V230H84ZM95 231H96V229H95ZM98 231V230H97ZM103 231V230H102ZM107 231H108V229H107ZM113 231V230H112ZM112 231H111V233H112ZM197 231V230H196ZM205 231V230H204ZM214 231V230H213ZM223 231V230H222ZM221 231V234H223L224 235V231L222 232ZM247 231V230H246ZM1 233L2 232H4V231H0ZM19 232H21V231H18V233ZM22 232H23V230H22ZM82 232H83V230H82ZM90 232V231H89ZM91 232H93L92 230H91ZM90 232V233H91ZM100 232V230L98 231V233ZM104 232H106V231H104ZM114 232H118V231H114ZM121 232V231H120ZM120 232H118V233H120ZM205 232H207V231H205ZM230 232V231H229ZM13 233V232H12ZM32 233V232H31ZM46 233V232H45ZM89 233V234H90ZM98 233H95V234H98ZM101 233V232H100ZM107 233V232H106ZM109 233H110V231H109ZM110 233V234H111ZM115 233V234H116ZM133 233L134 232H131V231H129V232H124L123 233V235H122V240H123V244H122V246H123V248H120L121 250L123 249V250H125L126 252H128L127 254V257H133L134 255H135V242H133L135 239H134V235H133ZM214 233V232H213ZM226 233H227V235H226ZM225 233V235L223 236V238L225 239V236H228V232H226ZM258 233V232H257ZM14 234V233H13ZM34 234H35V232H34ZM33 234V235H34ZM38 234V233H37ZM42 234H44V232L42 233ZM41 234V235H42ZM64 234H67V230H66V232L64 233ZM63 234V235H64ZM73 234V233H72ZM72 234H70V233H68L67 234V236L68 235H72ZM76 234V233H75ZM94 234V233H93ZM120 234H122V233H120ZM207 235H208V233H206ZM220 234V233H219ZM239 234H241V233H239ZM23 235V234H22ZM24 235H25V233H24ZM23 235V236H24ZM31 235V234H30ZM36 235V234H35ZM34 235V236H35ZM46 235V234H45ZM48 235V234H47ZM46 235V236H47ZM83 235V234H82ZM91 235V234H90ZM100 235V234H99ZM141 235V234H140ZM145 235V236H144ZM202 235V234H201ZM210 235H212V230H211V234ZM215 235H216V233H215ZM214 235V238L216 237L217 238V236H215ZM244 235V234H243ZM243 235H241V236H243ZM25 236H27V235H25ZM38 237H39V234L37 235ZM44 236V235H43ZM84 237H85V235H83ZM112 236V235H111ZM117 236H119V235H117ZM198 236H199V234H198ZM204 236V235H203ZM206 236V235H205ZM204 236V237H205ZM230 236H232V235H230ZM249 236V235H248ZM51 237V236H50ZM59 237V236H58ZM72 237V236H71ZM81 237V236H80ZM88 237H90V236H88ZM119 237H121V236H119ZM211 237V236H210ZM209 237V238H210ZM218 237H220V236H218ZM250 237V236H249ZM35 238H36V236H35ZM73 238V237H72ZM82 238V237H81ZM115 238V237H114ZM234 238V237H233ZM253 238V237H252ZM50 239H52V238H50ZM88 239V238H87ZM120 239V238H119ZM194 239V238H193ZM192 239V240H193ZM212 239H213V237H212ZM226 239H228V238H226ZM236 239H238V238H235L234 240H236ZM243 239V238H242ZM249 239L250 238H248V241H249ZM41 240H43V238L41 239ZM40 240V241H41ZM90 240H92V239H90ZM197 240H198V238H197ZM208 240V239H207ZM214 240V239H213ZM218 240H220V239H218ZM218 240H217V243H218ZM231 240V239H230ZM239 240H241V239H239ZM238 240V241H239ZM44 241V240H43ZM87 241H89V240H87ZM106 241V240H105ZM105 241H104V243H105ZM108 241V240H107ZM106 241V242H107ZM115 241V240H114ZM118 241V240H117ZM196 241V240H195ZM237 241V240H236ZM252 241H253V239H252ZM18 242V241H17ZM120 242H121V240H120ZM194 242V241H193ZM202 242V241H201ZM215 242V241H214ZM243 243H245L244 241H242ZM241 242V243H242ZM26 243V242H25ZM29 243V242H28ZM31 243V242H30ZM33 243V242H32ZM42 243V242H41ZM44 243V242H43ZM119 243V242H118ZM203 243V242H202ZM206 243V242H205ZM220 243H222V241L220 242ZM234 243V242H233ZM236 243V242H235ZM238 243V242H237ZM237 243H236V247H237ZM252 243V242H251ZM45 244H46V242H45ZM100 244V243H99ZM192 244V243H191ZM194 244V243H193ZM199 244H201V243H199ZM226 244V243H225ZM228 244V243H227ZM231 244V243H230ZM248 244H249V242H248ZM5 245V244H4ZM11 246H12V244H10ZM19 245H20V243H19ZM21 245H22V243H21ZM25 245V244H24ZM26 245H31L32 246V244H26ZM37 245V244H36ZM47 245V244H46ZM74 245V244H73ZM196 245H197V243H196ZM217 245H219V244H217ZM220 245H222V244H220ZM232 245V244H231ZM252 245V244H251ZM5 246H8V245H5ZM35 246V245H34ZM33 246V247H34ZM39 246V245H38ZM45 246V245H44ZM106 246H108L109 247V245H108V243H107V245ZM116 246V245H115ZM118 246V245H117ZM117 246L115 247V248H117ZM121 246V247H122ZM192 246H194V245H192ZM200 246V245H199ZM216 246V245H215ZM214 246V247H215ZM224 246V245H223ZM227 246H229V245H227ZM241 246V245H240ZM242 246H243V244H242ZM241 246V247H242ZM246 246V245H245ZM250 246V245H249ZM254 246V245H253ZM256 246V245H255ZM260 246V245H259ZM25 247H27V246H25ZM32 247V248H33ZM37 247V246H36ZM40 247V246H39ZM46 247H48V245L46 246ZM44 248V249H46V250H49V247L48 248ZM72 247V246H71ZM86 247V246H85ZM95 247V246H94ZM98 247V246H97ZM214 247L212 248L211 247V249H214ZM230 247V246H229ZM30 248V247H29ZM43 248V247H42ZM103 248H104V246H103ZM114 248V249H115ZM194 248H195V246H194ZM200 248V247H199ZM234 247H232V249H233ZM240 248V247H239ZM247 248H248V245H247ZM0 249H2V248H0ZM3 249H4V247H3ZM34 249V248H33ZM39 249V248H38ZM118 249V248H117ZM219 249V248H218ZM224 249V248H223ZM255 249V248H254ZM15 250V249H14ZM40 250V249H39ZM43 250V249H42ZM95 250V249H94ZM107 249H105L104 251L105 252H108V251H106ZM196 250H197V248H196ZM204 250V249H203ZM215 250V249H214ZM227 250V249H226ZM233 250H235V249H233ZM238 250V249H237ZM251 250H253V249H251ZM250 250V251H251ZM6 251V250H5ZM29 251V250H28ZM35 251V250H34ZM45 251V250H44ZM97 251V250H96ZM99 251H100V249H99ZM124 251V252H125ZM190 251H192L191 249L188 251V252H190ZM194 251V250H193ZM198 251V250H197ZM208 251V250H207ZM219 251V250H218ZM241 251H243V250H241ZM245 251H246V249L244 250V252H243V255H244V253H245ZM249 251V250H248ZM27 252V251H26ZM117 252V251H116ZM124 252H122V254L124 253ZM215 252H217L216 250H215ZM221 252H223V251H220V253ZM226 252V251H225ZM228 252V251H227ZM226 252V253H227ZM247 252V251H246ZM251 252H253V251H251ZM250 252V253H251ZM29 253V252H28ZM31 253V252H30ZM98 253V252H97ZM110 253V251L108 252V254ZM117 253H119V251L117 252ZM192 253V252H191ZM219 252L217 253V254H220ZM225 253V254H226ZM230 253H233L234 254V252H232V250H231V252ZM6 254V253H5ZM23 254V253H22ZM25 254V253H24ZM104 254H107V253H104ZM103 254V255H104ZM107 254V255H108ZM194 254H195V252H194ZM204 254V253H203ZM217 254H216V256H217ZM241 254H242V252H241ZM249 254V253H248ZM255 254V253H254ZM253 254V255H254ZM18 254H16V256H17ZM110 255H113V254H111L110 253ZM222 255V254H221ZM251 255H252V253H251ZM256 255V254H255ZM254 255V256H255ZM6 256H8V255H5V257ZM31 256V255H30ZM29 256V257H30ZM115 256V255H114ZM191 256H193V254L191 255ZM200 256V255H199ZM204 256V255H203ZM206 256H208V255H206ZM210 256V255H209ZM223 256V255H222ZM236 256H237V254H236ZM235 256V257H236ZM18 257V256H17ZM97 257H99V256H97ZM95 258V257H93L94 259L93 260H97L98 258ZM104 257H106V256H104ZM197 257V256H196ZM218 257V256H217ZM225 257H226V255H225ZM224 257V258H225ZM243 257H245V256H243ZM1 258H2V256H1ZM108 258H110V257H108ZM112 258V257H111ZM193 258H195V257H193ZM198 258V257H197ZM200 258V257H199ZM210 257H208V259H209ZM220 258V257H219ZM233 258V257H232ZM238 258H239V256H238ZM241 258V257H240ZM246 258V257H245ZM252 258V257H251ZM4 259V258H3ZM101 259V258H100ZM99 259V260H100ZM106 259V258H105ZM115 259V258H114ZM215 259V258H214ZM37 259H35V261H36ZM95 260V261H96ZM174 260V259H173ZM223 260V259H222ZM240 260H245L244 258L243 259H240ZM3 261V260H2ZM6 261V260H5ZM4 261V262H5ZM71 261H73V260H71ZM108 261V260H107ZM112 261H113V259H112ZM152 261H157V262H152ZM196 261H197V259H196ZM205 260L203 259V262H204ZM209 261V260H208ZM223 261H225V260H223ZM232 261V260H231ZM237 261V260H236ZM246 261V260H245ZM3 262V263H4ZM25 262V261H24ZM37 262V261H36ZM99 262V261H98ZM101 262H102V260H101ZM114 262V261H113ZM112 262V263H113ZM210 262V261H209ZM219 262V261H218ZM249 262H251V261H249ZM260 262V261H259ZM7 263V262H6ZM66 263V262H65ZM96 263V262H95ZM94 263V264H95ZM110 263V262H109ZM108 263V264H109ZM220 263V262H219ZM229 263V262H228ZM2 264V263H1ZM8 264H9V262H8ZM99 264V263H98ZM102 264V263H101ZM200 264V263H199ZM202 264H204V263H202ZM212 264H213V259H212ZM239 264H240V262H239ZM245 264V263H244ZM250 264V263H249Z\"/></svg>","mask_w":264,"mask_h":264}]
</instances>
